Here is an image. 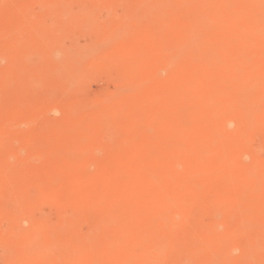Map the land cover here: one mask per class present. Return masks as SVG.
I'll return each instance as SVG.
<instances>
[{"label":"rangeland","instance_id":"rangeland-1","mask_svg":"<svg viewBox=\"0 0 264 264\" xmlns=\"http://www.w3.org/2000/svg\"><path fill=\"white\" fill-rule=\"evenodd\" d=\"M159 1L160 0H157V1L156 0H88V1L87 0H0V126H1L0 127V131H1L0 133V264H28L27 261L29 259H30L29 264H32L31 261L33 259H34L33 261H35V256L39 259H42L41 257L43 258L47 257V259H44V260L48 262L51 261V262L46 263V264H51L52 262H53L52 264H64V263L65 264H92V263L94 264V263H98L99 260L101 261L98 264H103L104 261H105L104 264H109V263L119 264L120 262L118 261H121L122 264H125V263L133 264L136 261L135 258L137 255H138L137 258H139V256L142 257L139 259L152 260V258H154L157 253H158L156 256L157 258L155 257V261L156 263L159 261V264L166 258H168V260H165L164 262L165 264H191V263L192 264H202V263L207 264L208 261H209L208 264H210L211 260L215 258L214 254L218 255V253H216V249H214L213 247L214 246L217 247L219 243L220 245H223L224 247H226L228 246L227 244L228 242L231 243L232 245H235V242H236V244L240 248L244 246L242 252H241V249L236 247V245L234 246L235 248H233L234 252L231 251L232 249L230 250V253H231L230 256L232 257H234L233 255L240 257V254H241L240 259L239 257L238 258L235 257L236 259L233 258L235 259L234 261H237V259H239L240 260L239 262H241V264H263L264 263V262L263 263L259 262L260 260L261 261L264 260V250H263L264 249V239H262L264 237V231H262L264 230V226H263L264 219L262 220L261 218V220L263 221V224H261L262 221L259 223V220H258L260 219L258 217V213L260 212L263 213L264 211V198L262 196L264 195L263 194L264 193V178H263L264 173H262L264 172V169H262L264 168L263 167L264 165H262V167L260 165L261 160H262V164L264 163V115H262L264 112L263 111L264 110L263 109V106H264V98H263L264 97L263 96L264 82L263 81L264 80L263 81L261 80L263 83L260 81L259 85H257L260 78L264 79L263 78L264 77V57H263L264 56V34H263L264 33V17H263L264 0L263 1L261 0L263 2V5L261 4V6L256 7V9L253 8L255 11L254 10L251 11V9L246 10V8L245 10L241 11L240 9L242 8V6H240V9L239 8L237 9L239 4L240 5L242 4L241 0H222V1L212 0L213 2H210L211 0H206V1L193 0V2L192 0H183V1L182 0H161L160 2ZM168 1L170 2L168 3ZM145 2L146 3L148 2L147 3L148 5ZM164 2H166L165 4L167 6L164 4ZM233 2L234 3L237 2L236 4L239 3L237 7L235 6L236 4H234ZM160 3H163L165 6H163V4L161 5ZM230 3L232 5H230ZM215 4L216 5L219 4L218 5L219 7H217ZM158 5H161L162 7ZM209 5H212L213 10H211L212 7ZM220 5H222V8ZM153 6H156V7L153 8ZM163 7L164 9H162ZM209 7L211 8L208 9ZM219 8L221 9L220 12L223 14L225 13L226 15L224 14V16L225 17L227 16L226 18L228 19L223 17V14L222 15H220L221 13L219 14L218 12ZM258 8L260 9V11ZM214 10L216 13L214 12ZM225 10L226 12H224ZM253 11L255 14L253 13ZM236 12L240 13L238 14V16L239 15L243 16L242 21H240L241 20L240 16L239 18L235 17V15L237 16ZM250 12L253 13L251 14L252 16L250 15ZM161 13L164 14L162 15V18L160 17ZM200 13H201V16H200ZM149 14H151L152 16ZM202 15L203 16L205 15L204 16L205 18H203ZM211 15L212 16L214 15V17H212ZM217 16L220 18H218ZM90 17L91 19H89ZM251 17H252V20L250 21L249 19H251ZM196 18H197V21H195ZM224 18H225V21H223ZM205 19H208L209 21L206 20L207 21L206 22ZM237 19L239 21L240 26L238 25ZM161 20L163 21L161 22ZM227 20H230V23H228ZM118 22L120 23V25ZM138 22H140L142 25ZM196 22L198 25L195 24ZM212 22H213V25H212L213 27L210 28V25L212 24ZM231 22L232 24L233 22H235L236 24L232 25ZM240 22L242 23V25ZM226 23H228L229 27H227ZM246 23L247 25L248 24L251 25L250 23H252V26L256 25L255 26L256 30L258 27L260 30L256 32V30H254L252 26H247ZM202 24L204 25V28L206 27L205 29L203 28ZM200 25H202L201 26L202 28L200 27ZM225 25L226 27H224ZM261 26L263 27V30H261L262 29L260 28ZM221 27L222 28L224 27V30ZM242 27H245L246 30ZM184 28H187V29L182 31ZM197 28L198 29L200 28L199 29L200 31ZM237 28H241V30L243 29L246 35L242 33L243 31H240V29L238 30ZM248 28L250 29L252 28V31L248 30L249 33L247 31ZM161 29L162 30L164 29V30L162 31ZM193 29L195 30L194 31L195 33H192L193 31L191 30ZM127 30L128 32L131 30L129 34H126L128 33ZM204 30H206L208 33L203 32ZM212 30L215 31V33ZM209 31H211L212 33H210ZM253 31L255 32L253 33ZM117 32H120V34H118ZM188 32L189 33L191 32L192 35L189 34ZM199 32H201L202 35L204 34V37L205 35L207 37L204 38ZM221 32L222 33L224 32V33L222 34ZM233 32H235L234 35H233ZM105 33L106 35H104ZM209 33L210 35H213L216 33L218 34L215 36L213 35L214 39H212L213 37H211ZM250 34L251 36L254 34L252 38H250ZM123 35H125V37ZM136 35L138 36L136 37L137 39L135 38ZM189 35L193 36L194 38L193 41H191L192 38ZM221 35H225V36H221ZM227 35L230 37H228ZM238 35H242L243 39L245 38L249 43H246L245 45L244 42L246 40H242V37ZM255 35H257V38L259 39L256 40ZM200 36L204 38L206 42ZM120 37H122V39ZM231 37L235 38V40L237 39L236 40L237 42L234 39L233 40L229 39ZM237 37L241 39L239 40V42L242 43L244 41L243 44H240L238 42ZM260 38L262 40H260ZM188 39L190 40L188 41ZM201 39L204 40V42L201 41ZM253 39H255L254 42H252ZM194 40L195 41L197 40L198 43H196L197 41L195 42ZM186 41H187V46L185 45ZM220 41H222V43ZM233 41L236 46L233 44ZM122 42H124V44ZM188 42L190 43L192 42L193 47L190 46V43L188 44ZM216 42L219 46L215 44ZM251 42L255 44L253 45ZM135 43H137V45ZM181 43L184 44L186 47L184 45H181ZM199 43L202 46H200ZM203 44L205 45V47L203 46ZM228 44H232V45L229 46ZM249 44L252 47L254 46L256 49L255 48L250 49L251 46ZM124 45L127 47L123 48ZM198 45L200 46L201 50L200 48H198ZM222 45L223 47H221ZM227 45H228V48H227ZM239 45L242 48L245 46L250 47L248 49L243 48V50L246 52V49H247L249 51L251 50V52L246 53L247 54L246 56H245V52L238 53V52H241L242 50V49L240 50ZM257 45L260 48L256 47ZM189 46L191 49L188 48ZM195 46L199 50H197ZM118 47H121V51H118L119 50ZM179 47L180 48L182 47L183 51L184 49L185 51L184 52L180 51ZM229 47H231L232 50ZM132 48L136 50L133 51ZM178 48H179V53H178ZM219 48H220V51H219ZM234 48L236 50H234ZM238 48L240 51L238 50ZM175 49L177 52L176 51L173 52ZM212 49H213V52H212ZM229 49L230 51H235V53L237 52L238 56L237 54L235 55L232 52H230ZM111 50L113 51L115 50L114 51L115 53H113V51ZM193 50L195 51V53H192ZM122 51H125L126 53L125 52L123 53ZM91 52H94V53H91ZM138 52L140 54H138ZM180 52H182L183 55L182 57L180 56L181 58L180 57L177 58L176 54L178 53V56H179ZM215 52L216 54L217 53L218 54L213 55L212 53H215ZM196 53L198 56L196 55ZM222 53L224 55H222ZM170 54L172 57L175 56L174 58L175 60L170 56ZM254 54L255 56H252ZM117 55H119L120 57ZM209 55L212 56V57L210 56L211 60H208ZM261 55L263 56L261 57ZM168 56H170V58ZM236 56L239 58V60L237 59ZM243 56H245L246 58L244 57L243 59ZM206 57H207V60H206ZM223 57L225 58V61ZM232 57H236V58L234 59ZM248 57L249 58L251 57L253 59L249 60ZM257 57H261V58L259 59ZM142 58L144 60H142ZM187 58L189 59L187 60ZM197 58L198 60H196ZM221 60L224 61L225 64L222 63ZM182 61L183 63L186 62L185 63L186 65L183 64ZM199 61H201L202 63L201 62L199 63ZM236 61L237 62L239 61V63L241 62L242 64L240 63V65L242 66L237 67L239 63H237ZM243 61L246 62V63L244 62L245 65ZM249 61L250 62L253 61V62H251L250 65H247ZM208 62H210V64ZM109 63L111 66L109 65ZM115 63L116 64L119 63L120 65L118 64V66L119 67L121 66L122 68L120 70L123 69V71L121 72L117 71L116 69H119V67H117ZM234 63L236 66H234ZM168 64L169 65L171 64L169 69H168L169 67ZM180 64L183 66H181ZM223 64L227 66L225 67ZM178 65L180 67H178ZM209 65L210 66L212 65L211 68ZM109 66L111 67V69ZM124 66L126 67L125 68L126 70L127 69L129 70V71L127 70L128 72L124 70ZM256 66H259V67H256ZM183 67H184V70H183ZM233 67L236 68V71H234L236 73L234 72L233 73L236 76L238 75V77H236V81H235V75L232 76ZM143 68H144V71H143ZM187 68H189V70H187ZM226 68L228 72L226 71ZM130 70L132 73L130 72ZM145 70L148 72H146ZM166 71L167 73L165 74ZM243 71H244V75H243ZM205 72L206 73L208 72V73L205 74ZM239 72L243 76L242 75L240 76ZM209 74L211 75V77L209 76ZM207 75L209 77H207ZM216 75H218V77ZM255 75L256 77L259 76V78H256ZM248 76L251 79H249ZM115 77L117 80L115 79ZM202 77L203 79L205 78L204 80H206L207 78L206 81L208 82L209 80V82L208 83L203 82L204 80L202 79ZM219 77H222L223 79L221 80L220 78L221 80L220 81ZM242 77L244 78L242 79ZM193 78H195L197 81L194 80ZM209 78H211V81H213V83L210 82ZM216 78L220 81V84L218 85L216 82L217 80H215ZM201 79H202V83L200 82ZM142 80H144L145 83ZM149 80H150V84H148ZM193 80L195 81V83ZM241 80L245 82L247 81V83ZM252 80L254 83H252ZM118 81L120 82L118 83ZM234 81L235 83H233ZM72 82L73 84L71 85L70 83ZM214 82L216 86H214L215 85ZM228 82L229 83L232 82L233 84L237 83V84L232 85V84H229ZM166 83H168V85ZM196 83H197V86H196ZM205 83L207 84V86ZM209 83H211L212 85H210ZM224 83H226V85ZM228 84L229 86L230 85L232 86L226 87ZM250 84H251V92L253 89V94H255L256 90H257L256 94L263 90L261 92L262 100L260 99L261 96L256 95L255 97H251V99L253 98L254 100L252 99L250 101V93H247L248 91L250 92L249 90ZM222 85H225V86H222ZM194 87L195 88L197 87V88L195 89ZM198 87H201V88H198ZM206 88L207 89L209 88V89L207 90ZM227 88L228 89L230 88V89L227 91L226 90ZM254 88H256V90ZM168 89H171V91ZM176 89L178 90V92ZM219 89L220 90L224 89L222 90L224 93H226L225 95L223 94L224 97H226V100L228 99L227 101L230 102L231 106L235 105L234 107L236 108L229 107V103H227L228 106L224 104V102L226 103L227 101L226 100L224 101L223 95L220 94V92L222 91H219ZM242 89L244 91H241L242 92L241 94L240 90ZM246 89L248 90L246 91ZM163 90L164 91L166 90L165 94L167 92L168 94L165 95L163 93L164 92ZM216 90H218L219 92ZM180 91H183V93ZM203 91L205 95L202 94ZM191 92H193V96ZM217 93L221 95V99L219 98L220 95ZM227 93L229 94L227 95ZM244 93L245 95L249 94L248 95L249 97L243 95ZM172 94L174 95L173 98H172ZM185 94L187 95L186 97H185ZM238 94L242 95L244 99L245 97L248 98V100L251 103L248 100H247L248 102L246 101L245 103L246 99L243 100L242 96ZM156 95L158 96V98H156ZM217 95H218V98H217ZM239 96H240V99L243 100L244 102L243 101L242 103L240 102L241 100L239 99ZM251 96H252V93H251ZM169 97L171 99H177L181 102V104L187 105V106L182 107L183 105L182 106L178 105L180 104L179 101L177 102L176 100L173 101ZM179 97L181 99H178ZM214 98L215 100H213ZM255 98L258 100L260 99L261 103L258 100L256 101ZM183 99H184V102L181 101ZM216 99H219V101H217ZM238 99L239 101H237ZM209 100H211L213 103L214 102L221 103L220 105H222V107L224 108L222 109L225 112L227 110V116H226V113L225 114L223 113L224 111H222V115L225 117L224 119L228 117L229 118L228 120H231L230 121L231 123H229L227 119L226 121L222 122L223 116L221 114L220 116L217 114L218 108L220 110L221 106H218L219 103L218 104L214 103L215 104L214 105L212 102H209ZM171 102L172 103L176 102V103L174 105V103L172 104ZM188 102L189 104L191 103L194 105L190 106ZM87 103L88 105L85 106V104ZM94 103L97 105H95ZM203 104L204 106L206 105L207 106L202 107ZM261 106H262V114L259 113V111H261ZM168 107H171V108H168ZM215 107L216 109L214 110ZM258 107L260 108V110ZM226 108H229L230 111L229 109H226ZM249 108H251L253 111ZM169 109H171L172 111L171 110L169 111ZM177 109L178 111H176ZM183 109L185 110V112ZM211 109L214 111H211ZM234 109L235 111H233ZM246 109L250 110V112L247 111ZM198 111L204 112L205 114L199 113ZM207 111H209V114L207 113ZM231 111H233L234 113L232 114ZM244 111H247L246 114ZM182 112L184 113V115L182 114ZM196 112H198L199 115L198 113L196 114ZM137 113H140V114H137ZM185 113H188V115ZM192 113L196 114L198 116V119ZM213 113L216 114L217 116L216 115L214 116ZM202 114L204 115V117ZM230 114H232V118ZM235 114L237 115L236 117L238 118V119L236 118V121L233 119L235 117L233 115ZM193 116L196 117V118H193L194 120L192 119ZM212 116H214L213 117L214 119L212 118ZM238 116L241 118L243 117V119L241 120V118H239ZM247 116H249V118H247ZM167 117L168 118L171 117V118H169L168 120ZM185 117L187 119L186 121L184 119ZM202 117L204 118L205 122H206V119H205L206 117L208 119L209 117H211L210 120L206 122L208 128L205 126L206 124H204ZM148 118H150V120ZM154 118L155 119L157 118V120H155ZM261 118L263 120H261ZM103 119L104 121L105 120L106 121L104 122ZM248 119L250 122H248ZM195 120L196 121L198 120L199 125L202 122L201 124L204 125V129L202 128L203 131L201 129V127L203 126H200L199 128V126H197L198 123ZM199 120H202V121L199 122ZM142 121H143V124L141 123ZM177 121L180 123L182 122L183 123L180 124ZM242 121H244L245 123H242ZM219 122L220 124H218ZM239 122L241 123V125H238ZM222 123L225 125V127H223ZM215 128L216 129L219 128L221 132L223 130L224 137L221 136L222 134L218 133V130L215 131L217 134L214 133V131L212 132V129L215 130ZM229 129L230 130L233 129V131H230ZM170 130H172L173 132H171ZM187 130H191V131L193 130V132H195V134L193 133V136L197 135V137L196 136H194V138L191 137L192 132L187 131ZM243 131L245 134L246 133L247 134L245 135ZM147 132H150V133H147ZM157 132L159 134H157ZM165 132L167 135L165 134ZM178 132L181 133L182 136H184L185 140L180 135L176 137V134H179ZM185 132H188V133H185ZM239 133L243 134V136L244 135L246 136V137L244 136L246 142L244 141L243 137H241V140L243 139L245 144H243L244 142L238 139L241 136L240 135L239 137H237V134L239 135ZM174 134H175V137H172L171 135L174 136ZM185 134L187 135L188 138H190L189 140L188 138L186 139ZM233 134H234V138L233 140L230 139L231 140L230 141L229 137H231V135ZM211 135L212 137H215L216 135H217L216 137L218 138L221 137L220 139L216 138L217 140H219L220 146L217 145L218 144L217 140L215 141L217 144L216 143L213 144L212 143L213 140L212 142H210V140L212 139L210 137ZM1 136L3 138H1ZM180 137L182 138V141H184L182 146L181 144H179L180 146L176 144V143H179L178 139L180 140L181 139ZM200 137H203V138H200ZM225 137H227L226 140L224 139ZM153 138H155L156 141ZM191 138L196 141L199 138L198 139V141H200L199 143H201L202 141L200 139H206L205 140L206 143L205 142L204 143L207 144L205 147H208V148H209L208 143L209 142L210 144L212 143V146L210 145L212 147V154L209 152L211 150V147L208 149V153L210 154L207 153V150H206L207 148H206L204 155L207 154L208 156L202 155L203 156L202 157L201 156L202 152L199 153L198 151H203L204 149H202L203 148L202 145H205V144L201 143L202 144L201 145L198 142L196 144L195 141L194 142H192L193 140L191 141ZM222 138L225 140V142ZM166 139H168L167 140L168 142L166 141ZM248 139L251 140L250 143L247 142L249 141ZM160 140L163 144L160 142ZM187 140L189 141V143L187 142ZM207 140H209V142H207ZM169 141L171 142V144ZM229 141L231 144L228 143ZM238 142L239 144H237ZM241 142L243 146L245 145V147L249 143V146L245 148V151L246 150L248 151L247 153L243 151L244 147L243 146H242L243 148L241 147ZM227 143L229 144V146H227ZM157 144L160 147L157 146ZM189 144H192V145H189ZM235 144H236V147H233V145ZM214 145L215 147L223 146L222 147L223 149L216 147L218 149L216 150L215 147L213 148ZM250 145L252 146L251 149L249 148ZM201 146L202 148H200ZM197 147L201 150L199 149L197 150ZM232 147L236 148L234 150L236 152L234 153L235 156L237 155V151H239L242 148L243 150L239 151L240 153L239 155H243V156L242 157L240 156L241 157V160H240V157L237 155V157H239L238 161H235V162L233 161L234 164H232V166L230 167V169L233 171L230 172V169H226V167L229 163L232 162L231 160L232 156H230L231 159L230 157H228V153H229L228 150L229 149L232 150ZM247 148H249L250 150H248ZM159 149H161V151ZM213 149H215V151ZM150 151H151V154H150ZM153 151L155 153L157 152V154H155ZM197 152L198 154H196ZM213 152L214 153L216 152L215 155L213 154ZM195 155H197L199 158ZM225 155L229 159L226 158ZM160 156L162 157L164 156V157L161 158ZM172 156L175 159L177 157L179 158L176 159L175 161V159L171 158ZM204 157H207V160L209 159V161H206V160L202 161L201 159H203ZM237 157L236 158L234 157L235 160H237ZM40 158H42L41 161H39ZM170 158L173 161L170 160ZM224 159L225 160L227 159L228 161L231 160V162L230 161L228 162L227 160L225 161ZM37 162H39V164ZM218 162H221V163L219 164ZM19 164L22 165V168L21 166H19ZM253 164L254 166L252 168ZM255 166L257 167L255 168ZM204 167L206 169H203ZM258 167L262 172L258 170ZM225 169L228 171H226ZM190 170L192 171L191 174H190ZM218 170L220 171L222 170V171L219 172ZM157 171L160 172V173L158 172L160 176L157 174ZM204 171L207 173V174L205 173V176L202 175ZM212 171L213 173L210 174ZM200 172L201 174H199ZM208 173H209V176H208ZM176 174H179V175H176ZM187 174L193 175V177ZM250 174L253 175L255 182L253 181L252 178H251L252 182H250L251 181L250 176H249ZM256 174L257 175L260 174L261 177L257 176ZM169 175L170 176L173 175V176L170 177ZM190 177L193 179V181H189L191 179ZM202 177L204 178V180L202 179ZM258 177H260L262 180H260V178ZM172 178L174 179V182H172L173 181ZM195 178L197 179V181ZM153 179H156V181L154 180L155 183ZM131 180H133V183ZM161 181L164 182V184ZM142 182H144V184ZM156 182L159 184H157ZM255 183L258 184L259 186L255 185ZM134 187H136L138 190ZM198 187H200V189ZM244 187L247 189H245ZM236 188H239V189H236ZM135 189L137 191H134ZM235 189L236 191L237 190L240 191V189H245V190L240 191V192L244 191V194L242 193L240 194V192L236 193L234 191L236 194L239 195V196L235 195L236 196L235 197L233 194H231V193H234L233 190ZM186 190L191 191L189 192L191 194V198L187 197V196H190V194L186 195V193H184L186 192ZM135 192H139L140 194L138 193L137 195V193ZM163 192H166V193L163 194ZM181 192L184 193L185 197H182L183 193ZM245 192L246 194H248L246 195L247 198L251 197L250 199H248L249 201L245 199L246 198L244 196ZM159 193H161V195ZM165 195L168 197H166ZM178 195L179 196L182 195V196H180L179 198ZM77 196L78 197L80 196L79 199ZM134 196L137 197L139 201L137 200V198H134ZM241 196L245 200L244 199L241 200L242 198ZM260 196L262 197L260 198ZM164 197L167 198L166 200L167 202L169 200L171 201L173 200L172 203L175 201L174 203L178 210L175 209L174 204L170 205L168 203L169 206L164 205L165 203L164 200L166 199ZM226 197L228 199H226ZM162 198L164 199L162 200ZM131 199L132 201H130ZM183 199H185L187 202L184 201ZM82 200L83 201L85 200L84 201L85 203ZM228 200H230V202H228ZM180 201H184V202H180ZM243 201H246V202L244 203ZM118 202L120 203L121 206L119 205ZM134 202L135 204H132ZM147 202L148 204H146ZM80 203H84V204H80ZM188 203L190 205H187ZM15 204L16 205L19 204V206L18 205L16 206ZM157 204L158 206H156ZM129 206H132V207H129ZM149 206L151 207L150 209H149ZM20 207H22V209H20ZM156 207H158V210L159 209L161 210L158 211L157 209H155ZM167 208L170 209V211H168ZM252 209L254 210L252 211ZM20 210L22 211L24 210L23 211L24 213H21L22 211L20 212ZM128 210L130 211V213L125 212ZM136 210L137 212H135ZM15 211L17 212L19 211V212L16 214ZM184 211L188 213V214L186 213V215L184 214L185 218H187V220L189 221L188 225H187V221L185 220L182 214V213H185ZM121 212H123L122 216H121ZM124 213L127 214V216H125ZM137 213H138V216H137ZM157 213L158 215L160 214V216H158ZM165 213H167L168 215H166ZM172 213H175L174 216H172L173 215ZM24 214L26 217L24 216ZM31 215L32 216L34 215V216L31 217ZM131 215H134L133 217L136 219L132 218ZM261 215L263 216L264 213L260 214V216ZM104 216L106 219H104ZM251 216L255 218V220ZM155 217H158V218L161 217L162 219L161 218L158 219ZM18 218H19V221L21 222L18 221ZM25 218H28V220ZM152 218L155 219V221ZM20 219H22L23 221L25 220V221L23 222ZM39 219H40V223H39ZM198 219L200 223L198 222ZM174 220L176 222V223L173 222L175 226L171 224V222ZM214 220L215 221L217 220V221L214 223ZM256 220L261 226L257 223ZM11 221L13 223L17 221L16 226L13 225ZM116 221H117V224L115 223ZM180 221H183L182 224ZM36 222H38V224ZM133 222H135L134 223L135 225H133ZM19 223L23 225L21 226L19 225L20 226L19 227L18 226ZM218 223L221 226H219ZM179 224H181L180 226L181 228L178 226ZM198 224L204 227V228L201 227L204 230H201ZM238 224L239 226L241 225V227H239ZM253 224L255 226H253ZM257 224L259 225V227ZM9 225L11 227H9ZM36 225L37 226L39 225L38 226L39 228ZM182 225L184 226V229H182L183 227ZM194 225L197 226L198 228L193 227ZM147 226L148 228L151 227L150 229H152L153 227L155 229L153 228L152 230H150L151 231L150 232ZM23 227H24V230H22ZM35 227H37V229H35ZM170 227L172 228L173 232L169 229ZM261 227L263 229H261ZM156 228L157 230L161 228L160 229L161 231L159 230L161 232V233L159 232L161 236L158 233L160 237L155 235L157 231ZM178 228L182 230H179ZM10 229H13V230L11 231ZM216 229L218 232H216ZM219 229H222L223 232H221L222 230H219ZM193 230H196V231L201 230L202 233L199 234L200 232L198 231L199 233L197 232V235H196L195 234L196 232L193 233ZM39 231L42 236L44 235V237H40L41 235H39ZM135 231H138V232L136 233ZM139 231L141 233H139ZM260 231H262L263 234L262 233L260 234ZM34 232H36L39 236ZM142 232L144 233L142 234ZM29 233L30 235L34 234L33 236H35L36 234V237L34 238V240L35 239L38 240L37 237H39L40 240L42 238V242L39 243L40 241L38 242L36 241V243H39L37 245L38 246L40 245L39 246L40 248L35 245L36 243H34L32 247L34 246L33 248L35 249L30 248V247L26 248L27 251L29 250L27 252L26 249L21 245H23L24 240L27 238V236L25 235L28 234L29 236ZM163 233H164V236H163ZM191 233L194 234L193 235L194 240L198 239L197 243L195 244L194 242H192L193 239L191 238L192 237ZM137 234H139V236L135 238ZM210 234L212 236L209 237ZM255 234L257 235V238L253 237L255 236ZM258 234L261 237H258L259 236ZM21 235H23L24 237ZM123 236H126V237H123ZM141 236L143 237V239L145 237H148L145 239L148 240L149 242L151 241L150 245H148L149 243H147L146 245L141 246V244L144 241L145 242L143 244L146 243L145 239L144 241L140 240L142 238ZM107 237L109 238V240ZM252 237L253 239L254 238L257 239L258 244L256 243V241H254L253 243V240H252L253 245L249 242L248 252H247L246 251L247 248H245L247 247V245L245 243H248L249 241L248 239L251 240ZM20 238H21V241H20ZM156 238H158V240ZM259 238H261V240ZM133 239H135L138 243L136 244L135 240ZM212 239H213V242L215 240L216 242L217 241L218 242L213 243ZM225 239L226 241H224ZM118 240L121 241V243ZM189 241L190 243L194 245L193 249L190 247L192 249L191 251H190V248L187 247L188 246L187 243L189 244ZM123 242L127 243L128 245L122 244ZM204 242H208V243L210 242V243L208 245V243H204ZM203 243L205 245H202ZM192 244H189V245H192ZM122 245L123 246L126 245L124 246L126 249L123 248ZM178 245L179 246L186 245V247L183 246L180 248H183V249L187 248L191 252V254L193 251V255H195V252L200 248H202V250L205 248L206 249L205 251H203L204 253H202V250L200 249L201 250V252L199 251L200 254L196 252L197 253L196 256H191L189 255L190 253L188 254L186 253L188 251L185 252V255L182 254L184 253V251L181 250ZM255 245L258 246V248ZM121 246L123 250L120 249ZM160 246L161 247L163 246V248H161ZM223 246L217 247V248H220L219 250H221L224 248ZM21 248L23 250L25 249L26 253H24V251L21 252ZM159 248L160 250H158L159 251L158 252L157 249ZM177 248L180 249V252H179V249L177 252ZM111 249H112V252H111ZM194 249H195V252H194ZM236 249H239V250H236ZM212 250H213V253L215 251L214 254H211ZM149 251H152V252H149ZM39 252H40V255H39ZM45 252L48 253L47 256L45 255ZM129 252L131 255L133 254L135 256L134 258H133V255L131 257L134 261L131 258H130L131 260L128 258L130 256L126 257L127 255H129ZM176 252L177 254L181 253L180 255H182L181 258L179 257V254L178 256L176 255L177 262H175L176 260L174 258V255L176 254ZM17 253H18V256H17ZM28 253L30 256L28 255ZM221 253L219 254L220 256L219 258H222L223 256ZM223 253L225 255L223 257L227 259L229 254L227 253L228 254L227 255L225 251ZM235 253H238V255ZM25 254L30 258L26 257ZM117 254L119 255L118 258L120 260H117L118 259ZM167 254H169L170 256ZM210 254H211L210 259L212 257L211 260H209L208 258ZM50 255L52 256L51 258H54V259H50ZM121 255L122 256L126 255L125 258L126 259L128 258L130 261L123 260L124 257H121ZM158 255L160 256V258H158L159 257ZM217 255H216V258L218 260ZM20 256H22V258H20ZM112 256H115V257L112 258ZM145 256L149 258H145ZM161 256L162 258H164L163 260L161 259ZM178 257L180 261H178ZM26 258L28 259L26 260ZM186 258H188L187 262H186ZM230 258H228L227 261H229ZM109 259L111 260L114 259L117 261V263H115L116 261L114 262V260H112L113 262L110 260L112 262L111 263L109 262ZM222 259L221 260L219 259L218 261L214 259L212 260V263L214 262L213 264H215V261H216V263L219 264L220 261H223ZM40 261L39 263L37 262L36 263L40 264L41 263ZM231 262H228L226 264H231ZM232 263L235 264V262H232ZM136 264L138 263L136 262ZM236 264H238V262Z\"/></svg>","mask_w":264,"mask_h":264},{"label":"bare ground","instance_id":"bare-ground-1","mask_svg":"<svg viewBox=\"0 0 264 264\" xmlns=\"http://www.w3.org/2000/svg\"><path fill=\"white\" fill-rule=\"evenodd\" d=\"M87 1H88V0H87ZM156 1H157V0H156ZM160 1H161V0H160ZM160 1H159V2H160ZM182 1H183V0H182ZM201 1H206V0H201ZM220 1H222V0H220ZM241 1H242V4L240 5V4L238 3V4H239L238 7H237L238 4H236L237 2H236V3L233 2L234 4H236L235 6L237 7V9H238V8L240 9V6H242V8L240 9L241 11L245 10V8H246V10L251 9V11H252V10L256 9V7L261 6V4L263 5V2H262L263 0H262V1H261V0H245V1H244V0H241ZM243 1H244V2H243ZM169 2H170V1H168V3H169ZM192 2H193V0H192ZM210 2H213V1L211 0ZM216 2H217V1H216ZM141 3H142V2H141ZM145 3H146V2H145ZM147 3H148V2H147ZM147 3H146V4H147ZM165 3H166V2H164V4H165ZM168 3H167V4H168ZM173 3H175V2H173ZM183 3H184V2H183ZM207 3H208V1H207ZM207 3H206V4H207ZM220 3H221V2H220ZM82 4H83V3H82ZM160 4L162 5L163 3H160ZM164 4H163V6L166 5V4H165V5H164ZM199 4H200V3H199ZM222 4H223V3H222ZM147 5H148V4H147ZM156 5H157V4H156ZM161 5H158V6L162 7ZM170 5H171V4H170ZM212 5H214V4H212ZM212 5H209V6L212 7ZM215 5H216V4H215ZM218 5H219V4H217L216 6L219 7ZM230 5H232V4L230 3ZM84 6H85V5H84ZM84 6H83V7H84ZM158 6H157V7H158ZM166 6H167V5H166ZM175 6H176V5H175ZM175 6H174V7H175ZM178 6H179V5H178ZM202 6H203V5H202ZM216 6H215V8H216ZM220 6H221V8H222V5H220ZM143 7H145V6H143ZM148 7H149V6H148ZM148 7H147V8H148ZM155 7H156V6H153V8H155ZM172 7H173V5H172ZM184 7H186V6H184ZM191 7H192V6H191ZM197 7H198V5H197ZM199 7H200V5H199ZM211 7H209L208 9H210ZM225 7H226V5H225ZM140 8H141V7H140ZM167 8H169V7H167ZM177 8H178V7H177ZM193 8H195V7H193ZM201 8H202V7H201ZM253 8H254V9H253ZM159 9H160V8H159ZM162 9H164V7H163ZM203 9H205V8H203ZM223 9H224V8H223ZM223 9H222V10H223ZM234 9H235V8H234ZM258 9H259V8H258ZM140 10H141V9H140ZM155 10H156V9H155ZM155 10H154V11H155ZM172 10H173V9H172ZM174 10H175V9H174ZM185 10H186V9H185ZM201 10H202V9H201ZM211 10H213V7H212ZM215 10H216V9H215ZM215 10H214V12H215ZM227 10H228V8H227ZM240 10H239V12H240ZM146 11H147V10H146ZM165 11H166V10H165ZM182 11H183V10H182ZM187 11H188V10H187ZM190 11H192V10H190ZM196 11H197V10H196ZM220 11H221V9L219 8V10H218L219 14L221 13ZM232 11H233V10H232ZM236 11H237V10H236ZM254 11H255V10H254ZM254 11H253V13H254ZM257 11H258V10H257ZM259 11H260V9H259ZM81 12H82V11H81ZM155 12H156V11H155ZM160 12H161V11H160ZM163 12H164V11H163ZM173 12H174V11H173ZM199 12H200V10H199ZM218 12H217V14H218ZM222 12H223V11H222ZM224 12H226V10H225ZM239 12H238V13L236 12L237 16L235 15V17H238V18H239V16H240L241 20H240V19H239V20L242 21L243 16H241V15L238 16V14H240ZM149 13H150V12H149ZM215 13H216V12H215ZM253 13L250 12V15L253 14ZM212 14H213V13H212ZM222 14H223V13H221L220 15H222ZM224 14H225V13H224ZM224 14H223V17H225ZM244 14H245V13H244ZM254 14H255V13H254ZM149 15H151V14H149ZM162 15H164V14L161 13V16H160L161 18H162ZM165 15H166V14H165ZM188 15H190V14H188ZM192 15H193V14H192ZM194 15H195V13H194ZM197 15H198V14H197ZM225 15H226V14H225ZM151 16H152V15H151ZM198 16H199V15H198ZM198 16H197V17H198ZM200 16H201V13H200ZM202 16H203V15H202ZM204 16H205V15H204ZM204 16H203V18H205ZM211 16H212V15H211ZM215 16H216V15H215ZM251 16H252V15H251ZM166 17H167V16H166ZM193 17H194V16H193ZM212 17H214V15H213ZM217 17H218V16H217ZM226 17H227V16H226ZM226 17H225V18H226ZM244 17H245V16H244ZM263 17H264V15H263ZM139 18H140V16H139ZM164 18H165V17H164ZM168 18H169V16H168ZM168 18H167V19H168ZM199 18H200V17H199ZM203 18H202V20H203ZM218 18H220V17H218ZM225 18H224L223 21H225ZM258 18H259V17H258ZM87 19H88V18H87ZM89 19H91V17H90ZM89 19H88V20H89ZM158 19H159V18H158ZM188 19H189V18H188ZM200 19H201V18H200ZM226 19H228V18H226ZM235 19H236V18H235ZM114 20H115V18H114ZM121 20H122V19H121ZM149 20H150V19H149ZM170 20H171V19H170ZM198 20H199V19H198ZM206 20H208V19H205V21H206ZM233 20H234V18H233ZM249 20L251 21V20H252V17H251V19H249ZM162 21H163V20H161V22H162ZM195 21H197V18H196ZM208 21H209V20H208ZM212 21H213V20H212ZM221 21H222V19H221ZM250 21H249V22H250ZM87 22H88V21H87ZM87 22H86V23H87ZM101 22H102V21H101ZM101 22H100V23H101ZM149 22H150V21H149ZM199 22H201V21H199ZM202 22H204V21H202ZM206 22H207V21H206ZM213 22H214V21H213ZM213 22H212V24L210 23L211 25L209 24V25H210V28L213 27V26H212V25H213ZM219 22H220V21H219ZM227 22L230 23V20H227ZM237 22H238V25H239V21H238V19H237ZM102 23H103V22H102ZM118 23H119V22H118ZM136 23H137V21H136ZM138 23H140V22H138ZM150 23H151V22H150ZM169 23H170V21H169ZM208 23H209V22H208ZM216 23H218V22H216ZM228 23H226V24H227V27H229ZM240 23H241V22H240ZM87 24H88V23H87ZM114 24H116V23H114ZM140 24H141V23H140ZM193 24H194V23H193ZM195 24H197V22H196ZM203 24H204V23H203ZM203 24H202V25H203ZM205 24H206V23H205ZM222 24H223V23H222ZM231 24H232V22H231ZM234 24H236V23L233 22L232 25H234ZM250 24H251V25H249V24L247 25V23H246L247 26H252V23H250ZM254 24H255V22H254ZM100 25H101V24H100ZM103 25H104V24H103ZM119 25H120V23H119ZM121 25H122V24H121ZM123 25H125V24H123ZM129 25H130V24H129ZM137 25H138V24H137ZM141 25H142V24H141ZM197 25H198V24H197ZM202 25H200V27H201ZM207 25H208V24H207ZM216 25H217V24H216ZM241 25H242V23H241ZM101 26H102V25H101ZM220 26H222V25H220ZM220 26H219V27H220ZM239 26H240V25H239ZM239 26H237V27H239ZM243 26H244V25H243ZM253 26H254V27H253ZM253 26H252V28H253L254 30H256V29H255V28H256V27H255L256 25H253ZM117 27H118V26H117ZM121 27H122V26H121ZM192 27H193V26H192ZM207 27H209V26H207ZM224 27H226V25H225ZM224 27H223V28L221 27V28L224 30ZM234 27H235V26H234ZM234 27H232V28H234ZM150 28H152V27H150ZM189 28H190V27H189ZM194 28H195V27H194ZM201 28H202V27H201ZM203 28H204V25H203ZM205 28H206V27H205ZM205 28H204V29H205ZM242 28L245 29V27H242ZM246 28H247V27H246ZM252 28H251V29L248 28L247 31H248V30H249V31H252ZM260 28H262L261 30H263V27H262V26H261ZM98 29H99V28H98ZM102 29H103V28H102ZM116 29H117V28H116ZM127 29H128V28H127ZM140 29H141V28H140ZM180 29H182V28H180ZM185 29H187V28H184L182 31H184ZM195 29H196V28H195ZM197 29H198V28H197ZM199 29H200V28H199ZM199 29H198V30H199ZM208 29H209V28H208ZM237 29H238V30L240 29V31H243V29L241 30V28H237ZM15 30H16V29H15ZM124 30H125V29H124ZM137 30H138V29H137ZM161 30H162V29H161ZM163 30H164V29H163ZM163 30H162V31H163ZM223 30H222V31H223ZM226 30H227V29H226ZM234 30H236V29H234ZM245 30H246V29H245ZM258 30H260L259 27L257 28L256 32H257ZM110 31H111V30H110ZM130 31H131V30H130ZM130 31H129V32H130ZM191 31H193L192 33H195V32H194V31H195L194 29L191 30ZM199 31H200V30H199ZM212 31H213V30H212ZM240 31H238V32H240ZM249 31H248V33H249ZM127 32H128V30H127ZM129 32L126 33V34H129ZM159 32H160V31H159ZM196 32H198V31H196ZM201 32H202V31H201ZM201 32H199V33L202 35L203 32H207V31L204 30L202 33H201ZM209 32L212 33L211 31H209ZM213 32L215 33V31H213ZM216 32H217V30H216ZM254 32H255V31H253V33H254ZM25 33H26V32H25ZM112 33H113V32H112ZM114 33H115V31H114ZM117 33L120 34V32H117ZM160 33H161V32H160ZM180 33H181V32H180ZM188 33H189V32H188ZM207 33H208V32H207ZM210 33H209V35H210ZM221 33H222V32H221ZM223 33H224V32H223ZM223 33H222V34H223ZM229 33H231V32H229ZM234 33H235V32H233V35H234ZM242 33L245 34L244 31H243ZM251 33H252V32H251ZM259 33H260V32H259ZM259 33H258V34H259ZM124 34H125V32H124ZM162 34H163V33H162ZM184 34H185V32H184ZM189 34H191V32H190ZM217 34H218V33L213 34V35L215 36V35H217ZM258 34H257V35H258ZM263 34H264V33H263ZM22 35H23V34H22ZM22 35H21V36H22ZM104 35H106V33H105ZM115 35H116V34H115ZM191 35H192V34H191ZM191 35H189V36H191ZM193 35H195V34H193ZM198 35H199V34H198ZM207 35H208V34H207ZM213 35H210V36L213 37ZM245 35H246V34H245ZM253 35H254V34H253ZM253 35H252V36H253ZM257 35H255V36H256V37H255L256 40L259 39V38H257ZM260 35H261V34H260ZM110 36H111V35H110ZM112 36H113V35H112ZM118 36H119V35H118ZM123 36L125 37V35H123ZM130 36H131V35H130ZM184 36H186V35H184ZM202 36L204 37V34H203ZM221 36H225V35H221ZM227 36H228V35H227ZM238 36L242 37V35H238ZM243 36H244V35H243ZM252 36H251V34H250V38H252ZM136 37H138V36L136 35L135 38H136ZM187 37H188V36H187ZM200 37H201V36H200ZM206 37H207V36L205 35L204 38H206ZM228 37H230V36H228ZM246 37H247V36H246ZM258 37H259V36H258ZM112 38H113V37H112ZM115 38H116V37H115ZM120 38L122 39V37H120ZM120 38H119V39H120ZM126 38H127V37H126ZM146 38H147V37H146ZM188 38H189V37H188ZM191 38H192L191 41H193V39H194L193 36H191ZM201 38H202V37H201ZM204 38H202V39H204ZM209 38H210V37H209ZM237 38H238V37H237ZM248 38H249V37H248ZM248 38H247V39H248ZM253 38H254V37H253ZM106 39H107V38H106ZM123 39H124V38H123ZM136 39H137V38H136ZM185 39H186V38H185ZM202 39H201V41L204 42L205 39H204V40H202ZM212 39H214V37H213ZM215 39H216V38H215ZM223 39H224V38H223ZM229 39H232V40L234 39V40H235V38H232V37L229 38ZM34 40H35V39H34ZM101 40H102V39H101ZM126 40H127V39H126ZM189 40H190V39H188V41H189ZM209 40H210V39H209ZM236 40H237V39H236ZM236 40H235V41H236ZM239 40H241V39L238 38V42H239ZM242 40H246V39H245V38L243 39V37H242ZM260 40H262V39L260 38ZM177 41H178V40H177ZM194 41H195V40H194ZM196 41H197V40H196ZM196 41H195V42H196ZM246 41H247V40H246ZM246 41H245V42L243 41V42L245 43V45H246V43H249L248 41H247V42H246ZM254 41H255V39L252 40V42H254ZM199 42H200V41H199ZM205 42H206V40H205ZM217 42H218V40H217ZM217 42H216L215 44H217ZM220 42L222 43V41H220ZM223 42H224V41H223ZM230 42H231V41H230ZM236 42H237V41H236ZM243 42H242V43L239 42V43H240V44H243ZM252 42H251V43H252ZM258 42H259V41H258ZM18 43H20V42H18ZM103 43H104V42H103ZM105 43H106V42H105ZM122 43L124 44V42H122ZM169 43H170V42H169ZM189 43H190V42H188V44H189ZM196 43H198V41H197ZM201 43H202V42H201ZM211 43H212V42H211ZM231 43H232V42H231ZM256 43H257V42H256ZM107 44H108V43H107ZM109 44H110V43H109ZM111 44H112V43H111ZM123 44H122V45H123ZM126 44H128V43H126ZM129 44H130V43H129ZM135 44L137 45V43H135ZM138 44H139V42H138ZM205 44H206V43H205ZM208 44H209V43H208ZM213 44H214V43H213ZM233 44H234V41H233ZM252 44H253V43H252ZM254 44H255V43H254ZM254 44H253V45H254ZM258 44H260V43H258ZM42 45H43V44H42ZM146 45H147V44H146ZM181 45H184V44L181 43ZM185 45L187 46V41H186V44H185ZM185 45H184V46H185ZM192 45H193V44H192V42H191V43H190V46H192ZM194 45H195V43H194ZM199 45H200V43H199ZM199 45H198V48H200V46H202V45H200V46H199ZM217 45H218V44H217ZM228 45L230 46V45H232V44H228ZM228 45H227V48H228ZM234 45H235V44H234ZM237 45H238V43H237ZM245 45H243V46H245ZM249 45H250V44H249ZM249 45H248V46H249ZM130 46H131V45H130ZM143 46H145V45H143ZM147 46H148V45H147ZM186 46H185V47H186ZM190 46H189L188 48H190ZM196 46H197V45H196ZM196 46H195V47H196ZM203 46L205 47L204 44H203ZM207 46H208V45H207ZM214 46H215V45H214ZM218 46H219V45H218ZM235 46H236V45H235ZM235 46H234V47H235ZM239 46H240V45H239ZM250 46H251V45H250ZM52 47H53V46H52ZM108 47H109V46H108ZM125 47H127V46L124 45L123 48H125ZM182 47H183V46H182ZM182 47H181V48L179 47V48H180V51L184 52L185 49H184V51H183ZM192 47H193V46H192ZM209 47H211V46H209ZM209 47H208V48H209ZM221 47H223V45H222ZM221 47H220V48H221ZM231 47H233V46H231ZM231 47H229V48H231ZM237 47H238V46H237ZM237 47H236V49H237ZM256 47H258V45H257ZM118 48H119L118 51H121V47H118ZM179 48H178V53H179ZM196 48H197V47H196ZM198 48H197V50H199ZM214 48H215V47H214ZM220 48H219V51H220ZM243 48H247V49H248V48H250V47H246V46H245V47H243ZM243 48L240 46V50H241V49H242V50H241V52H238V53H242V52L244 53L245 51L243 50ZM253 48H255V47H254V46H253V47L251 46L250 49H253ZM258 48H260V47H258ZM258 48H257V49H258ZM132 49H133V48H132ZM165 49H166V48H165ZM181 49H182V50H181ZM190 49H191V48H190ZM190 49H189V50H190ZM193 49H194V48H193ZM203 49H204V48H203ZM236 49L234 48V50H236ZM247 49H246V52H245V56L247 55L246 53L251 52V50L249 51V50H247ZM255 49H256V48H255ZM89 50H90V49H89ZM129 50H130V49H129ZM134 50H136V49H133V51H134ZM137 50H138V49H137ZM194 50H195V49H194ZM194 50H193L192 53H195ZM197 50H196V52H197ZM200 50H201V48H200ZM209 50H210V49H209ZM215 50H217V49H215ZM231 50H232V48H231ZM238 50H239V48H238ZM240 50H239V51H240ZM259 50H260V49H259ZM66 51H67V50H66ZM111 51H113V50H111ZM114 51H115V50H114ZM114 51H113V53H115ZM116 51H117V50H116ZM133 51H132V52H133ZM138 51H139V50H138ZM168 51H169V50H168ZM175 51H176V49H175L173 52H175ZM221 51H222V49H221ZM229 51H230V49H229ZM252 51H253V50H252ZM109 52H110V51H109ZM122 52L124 53L125 51H122ZM141 52H142V51H141ZM170 52H171V50H170ZM176 52H177V51H176ZM182 52H180L181 55L179 54V56H178V53L176 54V55H177V58L180 57V56L182 57V55H183ZM186 52H187V51H186ZM200 52H201V51H200ZM212 52H213V49H212ZM217 52H218V51H217ZM230 52H232V53L235 54V55L237 54V56H238V53H237V52H236V53H235V51H230ZM69 53H70V52H69ZM91 53H94V52H91ZM125 53H126V52H125ZM166 53H168V52H166ZM108 54H109V53H108ZM111 54H112V53H111ZM111 54H110V55H111ZM131 54H132V53H131ZM138 54H140V53L138 52ZM141 54H142V53H141ZM187 54H188V53H187ZM199 54H200V53H199ZM208 54H209V53H208ZM210 54H211V53H210ZM212 54H213V55H214V54L217 55L218 53L216 54V52H215V53H212ZM113 55H114V54H113ZM126 55H127V54H126ZM134 55H136V54H134ZM134 55H133V56H134ZM146 55H147V54H146ZM161 55H162V54H161ZM173 55H174V54H173ZM184 55H185V54H184ZM196 55H197V53H196ZM222 55H224V54L222 53ZM240 55H241V54H240ZM240 55H239V56H240ZM243 55H244V54H243ZM108 56H109V55H108ZM115 56H116V55H115ZM117 56H119V55H117ZM121 56H122V55H121ZM170 56H171V54H170ZM170 56H168V57L170 58ZM197 56H198V55H197ZM201 56H202V55H201ZM206 56H207V55H206ZM210 56H211V55H209V59H208V60H211V59H210ZM237 56H236V57H237ZM245 56H243V59H244ZM252 56H255V54L252 55ZM252 56H251V57H252ZM262 56H263V55H261V57H262ZM113 57H114V56H113ZM119 57H120V56H119ZM119 57H118V58H119ZM122 57H123V56H122ZM128 57H129V56H128ZM135 57H136V56H135ZM137 57H138V56H137ZM152 57H153V56H152ZM171 57H172V56H171ZM181 57H180V58H181ZM195 57H196V56H195ZM211 57H212V56H211ZM217 57H218V56H217ZM236 57H232V58L235 59ZM251 57H250V58H251ZM261 57H257V58L260 59ZM263 57H264V56H263ZM77 58H78V57H77ZM109 58H110V57H109ZM109 58H108V59H109ZM111 58H112V56H111ZM124 58H126V57H124ZM124 58H123V59H124ZM129 58H130V57H129ZM138 58H139V57H138ZM162 58H163V57H162ZM172 58L174 59L175 56L172 57ZM180 58H179V59H180ZM202 58H203V57H202ZM223 58H224V57H223ZM240 58H241V57H240ZM245 58H246V57H245ZM248 58H249V57H248ZM248 58H247V59H248ZM250 58H249V60H252V59H253V58H251V59H250ZM116 59H117V58H116ZM148 59H149V58H148ZM188 59H189V58H187V60H188ZM237 59L239 60L238 57H237ZM132 60H133V59H132ZM135 60H136V59H135ZM142 60H144V59L142 58ZM145 60H147V59H145ZM174 60H175V59H174ZM184 60H185V59H184ZM196 60H198V58H197ZM202 60H203V59H202ZM206 60H207V57H206ZM212 60H213V59H212ZM217 60H218V58H217ZM231 60H233V59H231ZM240 60H241V59H240ZM245 60H246V59H245ZM123 61H125V60H123ZM123 61H122V62H123ZM127 61H128V60H127ZM127 61H126V62H127ZM130 61H131V60H130ZM148 61H149V60H148ZM150 61H151V60H150ZM219 61H220V60H219ZM224 61H225V58H224ZM224 61L221 60L222 63H224ZM87 62H88V61H87ZM126 62H125V63H126ZM133 62H134V61H133ZM142 62H143V61H142ZM167 62H168V61H167ZM175 62H176V61H175ZM196 62H198V61H196ZM200 62H201V61H199V63H200ZM206 62H207V61H206ZM210 62H212V61H210ZM210 62H208V63L210 64ZM214 62H215V61H214ZM236 62H237V61H236ZM244 62H245V61H243V63H244ZM249 62H250V61H249ZM249 62L247 63V65H250L251 62H253V61H251L250 63H249ZM91 63H92V62H91ZM95 63H96V62H95ZM112 63H113V62H112ZM112 63H111V64H112ZM130 63H131V62H130ZM130 63H129V64H130ZM137 63H139V62H137ZM137 63H136V65H137ZM140 63H141V62H140ZM169 63H170V61H169ZM182 63H183V61H182ZM185 63H186V62H185ZM185 63H183V64H185ZM199 63H198V64H199ZM201 63H202V62H201ZM222 63H221V65H222ZM237 63H239V61H238ZM237 63H236V64H237ZM240 63H241V62H240ZM240 63H239V65H238L237 67L242 66V65H240ZM245 63H246V62H245ZM245 63H244V65H245ZM256 63H257V62H256ZM103 64H104V63H103ZM115 64H116V63H115ZM118 64H119V63H118ZM118 64H116L117 67H119ZM122 64H123V63H122ZM132 64H133V63H132ZM187 64H188V63H187ZM204 64H205V63H204ZM224 64H225V63H224ZM224 64H223V65H224ZM226 64H227V63H226ZM241 64H242V63H241ZM91 65H92V64H91ZM109 65H110V63H109ZM119 65H120V64H119ZM156 65H157V64H156ZM168 65H169V64H168ZM170 65H171V64H170ZM170 65H169L168 69L170 68ZM180 65H181V64H180ZM185 65H186V64H185ZM221 65H220V66H221ZM244 65H243V66H244ZM110 66H111V65H110ZM110 66H109V67H110ZM152 66H153V65H152ZM160 66H161V64H160ZM181 66H183V65H181ZM200 66H201V65H200ZM209 66H210V65H209ZM211 66H212V65H211ZM211 66H210V68H211ZM224 66H225V65H224ZM226 66H227V65H226ZM226 66H225V67H226ZM228 66H229V65H228ZM232 66H233V65H232ZM234 66H236L235 63H234ZM128 67H129V65H128ZM133 67H134V66H133ZM135 67H136V66H135ZM141 67H142V66H141ZM141 67H140V68H141ZM165 67H166V66H165ZM178 67H180V66L178 65ZM201 67H202V66H201ZM206 67H207V65H206ZM244 67H245V66H244ZM244 67H243V68H244ZM246 67H247V66H246ZM248 67H249V66H248ZM256 67H259V66H256ZM76 68H77V67H76ZM121 68H122V67L120 66L119 69H116V70L121 72V71H123V69L120 70ZM125 68H126V67L124 66V70H126ZM166 68H167V67H166ZM249 68H250V67H249ZM63 69H64V68H63ZM82 69H83V68H82ZM99 69H100V68H99ZM110 69H111V67H110ZM112 69H113V68H112ZM148 69H149V68H148ZM160 69H161V68H160ZM200 69H201V68H200ZM200 69H199V70H200ZM205 69H207V68H205ZM215 69H216V68H215ZM223 69H224V68H223ZM229 69H230V68H229ZM240 69H241V68H240ZM240 69H239V70H240ZM50 70H51V69H50ZM102 70H103V69H102ZM102 70H101V71H102ZM116 70H115V71H116ZM127 70H128V69H127ZM127 70H126V71H127ZM166 70H167V69H166ZM173 70H174V69H173ZM183 70H184V67H183ZM187 70H189V68H187ZM196 70H197V69H196ZM242 70H243V69H242ZM254 70H255V69H254ZM20 71H21V70H20ZM20 71H19V72H20ZM128 71H129V70H128ZM128 71H127V72H128ZM143 71H144V68H143ZM145 71H146V70H145ZM163 71H164V70H163ZM168 71H170V70H168ZM179 71H180V70H179ZM200 71H201V70H200ZM206 71H208V70H206ZM226 71H227V68H226ZM234 71H236V68H235V67H233L232 76H234V75H235L234 73H236V72H234ZM237 71H238V70H237ZM245 71H246V70H245ZM251 71H252V70H251ZM93 72H94V71H93ZM110 72H111V71H110ZM120 72H119V73H120ZM130 72H131V70H130ZM136 72H137V71H136ZM136 72H135V74H136ZM146 72H148V71H146ZM175 72H176V71H175ZM192 72H193V71H192ZM214 72H215V71H214ZM227 72H228V71H227ZM233 72H234V73H233ZM240 72H241V71H240ZM240 72H239V75L241 76L242 74H240ZM253 72H254V71H253ZM22 73H23V72H22ZM85 73H86V72H85ZM101 73H102V72H101ZM108 73H109V72H108ZM108 73H107V74H108ZM115 73H116V72H115ZM131 73H132V72H131ZM131 73H130V74H131ZM141 73H142V72H141ZM144 73H145V72H144ZM166 73H167V71L165 72V74H166ZM173 73H174V71H173ZM207 73H208V72H207ZM207 73L205 72V74H207ZM247 73H248V72H247ZM56 74H57V73H56ZM112 74H113V72H112ZM126 74H127V73H126ZM149 74H150V73H149ZM187 74H188V73H187ZM201 74H202V73H201ZM228 74H229V73H228ZM237 74H238V72H237ZM248 74H249V73H248ZM248 74H247V75H248ZM78 75H79V74H78ZM84 75H85V74H84ZM84 75H83V76H84ZM88 75H89V74H88ZM98 75H99V74H98ZM108 75H109V74H108ZM110 75H111V74H110ZM122 75H123V74H122ZM138 75H139V74H138ZM145 75H146V74H145ZM191 75H192V74H191ZM203 75H204V73H203ZM243 75H244V71H243ZM243 75H242V76H243ZM19 76H20V75H19ZM103 76H104V75H103ZM126 76H127V75H126ZM129 76H130V75H129ZM158 76H159V75H158ZM162 76H163V75H162ZM176 76H177V75H176ZM195 76H196V75H195ZM209 76L211 77L210 74H209ZM209 76L207 75V77H209ZM212 76H213V75H212ZM216 76L218 77V75H216ZM219 76H220V75H219ZM11 77H12V76H11ZM85 77H86V76H85ZM99 77H100V76H99ZM145 77H146V76H145ZM159 77H160V76H159ZM187 77H188V76H187ZM197 77H198V76H197ZM203 77H204V76H203ZM203 77H202V79H203ZM205 77H206V75H205ZM236 77H238V75H237V76L235 75V81H236ZM255 77H256V75H255ZM61 78H62V77H61ZM78 78H80V77H78ZM95 78H96V77H95ZM100 78H101V77H100ZM130 78H131V77H130ZM135 78H136V77H135ZM147 78H148V76H147ZM163 78H164V77H163ZM178 78H179V77H178ZM191 78H192V77H191ZM195 78H196V77H195ZM195 78H193V79L196 80ZM220 78H221V80L223 79L222 77H219V80H220ZM226 78H227V77H226ZM230 78H231V77H230ZM239 78H240V77H239ZM243 78H244V77H242V79H243ZM248 78L251 79L249 76H248ZM256 78H259V76L256 77ZM263 78H264V77H263ZM35 79H36V78H35ZM71 79H72V78H71ZM98 79H99V78H98ZM98 79H97V80H98ZM109 79H110V78H109ZM115 79H116V77H115ZM121 79H122V78H121ZM123 79H124V78H123ZM136 79H137V78H136ZM152 79H153V78H152ZM187 79H189V78H187ZM187 79H186V80H187ZM202 79H201V81H200L201 83H202ZM204 79H205V78H204ZM204 79H203V80H204ZM209 79H210V82L213 83V81H211V78H209ZM237 79H238V78H237ZM73 80H74V79H73ZM90 80H91V78H90ZM102 80H103V79H102ZM116 80H117V79H116ZM133 80H134V79H133ZM137 80H138V79H137ZM156 80H157V79H156ZM194 80H193V81H194ZM199 80H200V79H199ZM206 80H207V78H206ZM206 80H204L203 82H207ZM215 80H217V81H216V82H217V85L220 84V81H221V80L219 81L217 78H216ZM215 80H214V81H215ZM244 80H245V79H244ZM258 80H259V79H258ZM261 80L263 81L264 79L260 78V80H259V82H258L257 85H259V83H260ZM74 81H75V80H74ZM142 81H144V80H142ZM172 81H174V80H172ZM189 81H190V80H189ZM196 81H197V80H196ZM235 81H234L233 83H235ZM238 81H239V80H238ZM238 81H237V82H238ZM241 81H243V80H241ZM262 81H261V82H262ZM89 82H90V81H89ZM119 82H120V81H118V83H119ZM121 82H122V81H121ZM138 82H139V81H138ZM175 82H176V81H175ZM208 82H209V80H208ZM208 82H207V83H208ZM243 82H245V81H243ZM263 82H264V81H263ZM263 82H262V83H263ZM61 83H62V82H61ZM87 83H88V82H87ZM127 83H128V82H127ZM135 83H136V81H135ZM135 83H134V84H135ZM140 83H141V82H140ZM144 83H145V81H144ZM154 83H155V82H154ZM194 83H195V81H194ZM211 83H209V84L212 85ZM228 83H229V82H228ZM233 83L230 82L229 84H232V85H236V84H237V83H236V84H233ZM238 83H239V82H238ZM245 83H247V81H246ZM249 83H250V82H249ZM252 83H254L253 80H252ZM12 84H13V83H12ZM70 84L72 85L73 82L70 83ZM116 84H117V83H116ZM148 84H150V80H149V83H148ZM157 84H158V83H157ZM162 84H163V83H162ZM166 84L168 85V83H166ZM203 84H204V83H203ZM205 84H206V83H205ZM214 84H215V82H214ZM214 84H213V85H214ZM224 84L226 85V83H224ZM229 84H228L226 87H228ZM85 85H86V84H85ZM89 85H90V84H89ZM131 85H132V84H131ZM131 85H130V86H131ZM141 85H143V84H141ZM146 85H147V83H146ZM146 85H145V86H146ZM153 85H154V84H153ZM159 85H161V84H159ZM174 85H175V84H174ZM178 85H179V84H178ZM182 85H184V84H182ZM194 85H195V84H194ZM194 85H193V86H194ZM225 85H222V86H225ZM232 85H230V86H232ZM238 85H239V84H238ZM248 85H249V84H248ZM252 85H253V84H252ZM255 85H256V84H255ZM68 86H69V85H68ZM87 86H88V85H87ZM121 86H122V85H121ZM125 86H126V85H125ZM128 86H129V85H128ZM179 86H180V85H179ZM196 86H197V83H196ZM206 86H207V84H206ZM208 86H209V85H208ZM214 86H216V84H215ZM230 86H229V87H230ZM253 86H254V85H253ZM71 87H72V86H71ZM133 87H134V86H133ZM136 87H137V86H136ZM136 87H135V89H136ZM175 87H176V86H175ZM204 87H205V86H204ZM211 87H212V86H211ZM211 87H210V88H211ZM226 87H225V88H226ZM249 87H250V89H249L250 92L248 91L247 93H250V101L253 99V98L251 99V97H255L256 95L261 96L260 99L262 98V93H261V92H262L263 90H262L261 92H258L259 94H258V93L256 94V91H257L256 88H257V87L255 86L256 88H254V89H255L256 91L254 90V91H255V94H253V89H252V92H251V84H250ZM260 87H261V86H260ZM260 87H258V88H260ZM123 88H124V87H123ZM131 88H132V87H131ZM140 88H141V86H140ZM163 88H164V87H163ZM163 88H162V89H163ZM173 88H174V87H173ZM176 88H177V87H176ZM194 88H195V87H194ZM196 88H197V87H196ZM196 88H195V89H196ZM198 88H201V87H198ZM225 88H224V89H225ZM246 88H247V87H246ZM127 89H128V87H127ZM133 89H134V88H133ZM135 89H134V90H135ZM158 89H159V88H158ZM185 89H186V88H185ZM206 89H207V88H206ZM206 89H205V90H206ZM208 89H209V88H208ZM208 89H207V90H208ZM211 89H212V88H211ZM213 89H214V87H213ZM216 89H217V88H216ZM220 89H221V87H220ZM220 89H219V91L224 90V89H222V90H220ZM229 89H230V88H229ZM229 89L227 88L226 90L228 91ZM240 89H241V88H240ZM243 89H244V88H243ZM243 89L240 90V92H241V91H244ZM118 90H119V89H118ZM125 90H126V89H125ZM130 90H131V89H130ZM137 90H138V89H137ZM168 90L171 91V89H168ZM176 90H177V89H176ZM188 90H189V89H188ZM197 90H198V89H197ZM205 90H204V91H205ZM226 90H225V91H226ZM247 90H248V89H246V91H247ZM81 91H82V90H81ZM120 91H122V90H120ZM140 91H141V90H140ZM147 91H148V90H147ZM163 91H164V90H163ZM165 91H166V90H165ZM165 91L163 92L164 94H165ZM190 91H191V90H190ZM204 91H203L202 94H204ZM216 91H218V90H216ZM219 91H218V92H219ZM227 91H226V92H227ZM233 91H234V90H233ZM258 91H259V89H258ZM65 92H66V91H65ZM86 92H87V91H86ZM133 92H134V91H133ZM133 92H132V93H133ZM135 92H136V91H135ZM177 92H178V90H177ZM177 92H175V93H177ZM180 92L183 93V91H180ZM184 92H185V90H184ZM187 92H188V91H187ZM187 92H186V93H187ZM198 92H200V91H198ZM222 92H223V91H222ZM222 92H220V94H222V95H223V94H224V95L226 94V93H224V92L222 93ZM235 92H236V91H235ZM240 92H239V93H240ZM43 93H44V92H43ZM191 93H192V96H193V92H191ZM205 93H206V92H205ZM251 93H252V96H251ZM159 94H160V93H159ZM166 94H168V92H167ZM166 94H165V95H166ZM179 94H180V93H179ZM187 94H188V93H187ZM194 94H195V93H194ZM214 94H215V93H214ZM214 94H213V96H214ZM217 94H219V93H217ZM220 94H219V95H220ZM228 94H229V93H227V95H228ZM241 94H242V92H241ZM113 95H114V94H113ZM157 95H158V94H157ZM157 95H156V98H158ZM161 95H162V93H161ZM195 95H196V94H195ZM198 95H200V94H198ZM204 95H205V94H204ZM224 95H223V99H224V101H225V100H226V97H224ZM236 95H237V94H236ZM238 95H240V94H238ZM243 95H245V93H244ZM248 95H249V94H247V95H245V96L249 97ZM175 96H176V95H175ZM178 96H179V95H178ZM178 96H177V97H178ZM180 96H181V95H180ZM186 96H187V95L185 94V97H186ZM188 96H189V95H188ZM196 96H197V95H196ZM207 96H208V95H207ZM240 96H242V95H240ZM240 96H239V99H240ZM263 96H264V93H263ZM118 97H119V96H118ZM130 97H131V96H130ZM173 97H174V95L172 94V98H173ZM177 97H175V98H177ZM209 97H210V96H209ZM137 98H138V97H137ZM150 98H151V97H150ZM153 98H154V96H153ZM153 98H152V99H153ZM162 98H164V97H162ZM169 98H170V97H169ZM195 98H196V97H195ZM206 98H207V97H206ZM212 98H213V97H212ZM217 98H218V95H217ZM219 98L221 99V95H220ZM242 98H243V96H242ZM263 98H264V97H263ZM61 99H62V98H61ZM91 99H92V98H91ZM98 99H100V98H98ZM101 99H102V98H101ZM133 99H134V98H133ZM139 99H140V98H139ZM148 99H149V98H148ZM170 99H171V98H170ZM178 99H181V98L179 97ZM199 99H200V98H199ZM223 99H222V100H223ZM239 99H238L237 101H239ZM245 99H246V100H245ZM245 99L243 98V100H245V103H246V101L248 100V98L245 97ZM255 99H256V98H255ZM260 99H259V100L256 99V101L258 100V101L260 102V101L262 100V99H261V100H260ZM171 100H173V101L176 100V102L179 101V100H177V99H171ZM213 100H215V98H214ZM216 100L219 101V99H216ZM227 100H228V99H227ZM227 100H226V101H227ZM240 100H241V99H240ZM243 100H241L240 102L242 103ZM253 100H254V99H253ZM91 101H92V100H91ZM91 101H89V102H91ZM96 101H97V100H96ZM139 101H140V100H139ZM153 101H154V100H153ZM157 101H159V100H157ZM169 101H170V100H169ZM181 101L184 102V99L181 100ZM186 101H187V100H186ZM188 101H189V99H188ZM224 101H223V102H224ZM248 101H249V100H248ZM248 101H247V102H248ZM250 101H249V102H250ZM107 102H108V101H107ZM116 102H117V101H116ZM176 102H175V103H176ZM179 102H180V101H179ZM179 102H178V103H179ZM183 102H182V103H183ZM191 102H192V101H191ZM209 102H212V101L209 100ZM243 102H244V101H243ZM252 102H254V101H252ZM262 102H263V101H262ZM113 103H114V102H113ZM123 103H124V102H123ZM125 103H126V102H125ZM129 103H131V102H129ZM154 103H155V102H154ZM154 103H153V104H154ZM159 103H160V102H159ZM171 103H172V102H171ZM171 103H170V104H171ZM173 103H174V102H173ZM173 103H172V104H173ZM175 103H174V105H175ZM185 103H187V102H185ZM212 103H213V102H212ZM214 103H215V102H214ZM214 103H213V104H214ZM218 103H219V102H218ZM218 103L216 102L215 104H218ZM227 103H229V107H232V108H233V107L235 106L234 104H232V105H234V106H231L230 102H228V101H227L226 103L224 102V104H225L226 106H228ZM250 103H251V102H250ZM260 103H261V102H260ZM94 104H95V103H94ZM114 104H115V103H114ZM136 104H137V103H136ZM168 104H169V102H168ZM172 104H171V105H172ZM188 104H189V102H188ZM215 104H214V105H215ZM220 104H221V103H219L218 106H221L220 108L222 109L223 107H222V105H220ZM243 104H244V103H243ZM86 105H88V103L85 104V106H86ZM91 105H92V104H91ZM95 105H97V104H95ZM118 105H119V104H118ZM127 105H128V104H127ZM145 105H146V104H145ZM174 105H173V106H174ZM176 105H177V104H176ZM178 105H181V106H182L183 104H181V102H180V104H178ZM189 105L191 106V105H194V104H191V103H190ZM225 105H223V106H225ZM258 105H259V104H258ZM162 106H163V105H162ZM184 106H187V105H183L182 107H184ZM190 106H189V107H190ZM206 106H207V105H206ZM206 106H204V104L202 105V107H206ZM262 106H263V105H262ZM262 106H261V111H259L260 114H262ZM157 107H158V106H157ZM166 107H167V105H166ZM179 107H180V106H179ZM179 107H178V108H179ZM193 107H194V106H193ZM195 107H196V106H195ZM239 107H240V106H239ZM89 108H90V107H89ZM131 108H132V107H131ZM135 108H136V106H135ZM168 108H171V107H168ZM234 108H236V107H234ZM241 108H242V107H241ZM246 108H247V107H246ZM251 108H252V107H251ZM251 108H249V109H251ZM258 108H259V107H258ZM142 109H143V107H142ZM148 109H149V108H148ZM158 109H159V108H158ZM162 109H163V108H162ZM172 109H173V108H172ZM186 109H187V108H186ZM188 109H189V108H188ZM197 109H198V108H197ZM207 109H208V108H207ZM215 109H216V107L214 108V110H215ZM221 109L219 110V108H218V113H217V114H218L219 116H220V114L222 115V111H224V110H223L224 108H223L222 110H221ZM226 109H229V108H226ZM263 109H264V106H263ZM89 110H90V109H89ZM125 110H126V109H125ZM132 110H133V109H132ZM139 110H140V109H139ZM149 110H150V109H149ZM163 110H164V109H163ZM165 110H166V109H165ZM170 110H171V109H169V111H170ZM183 110H184V109H183ZM183 110H182V111H183ZM198 110H199V109H198ZM204 110H205V109H204ZM214 110L211 109V111H214ZM240 110H241V109H240ZM246 110L250 112V110H248V109H246ZM251 110H252V109H251ZM259 110H260V108H259ZM86 111H87V110H86ZM171 111H172V110H171ZM176 111H178V109H177ZM192 111H193V109H192ZM229 111H230V109H229ZM233 111H235V109H234ZM233 111H231L232 114L234 113ZM247 111H244L245 114H246ZM252 111H253V110H252ZM263 111H264V110H263ZM153 112H154V111H153ZM184 112H185V110H184ZM186 112H187V111H186ZM198 112H199V111H198ZM198 112H196V114H197ZM219 112H221V113H219ZM238 112H239V111H238ZM249 112H248V113H249ZM256 112H258V111H256ZM177 113H178V112H177ZM199 113H204V112H199ZM199 113H198V115H199ZM207 113L209 114V111H207ZM215 113H216V112H215ZM223 113H224V114L226 113V116H227V110H226V112L224 111ZM235 113H236V112H235ZM125 114H126V113H125ZM134 114H135V113H134ZM137 114H140V113H137ZM137 114H136V115H137ZM145 114H146V112H145ZM178 114H179V113H178ZM182 114L184 115L183 112H182ZM185 114L188 115V113H185ZM192 114H194V113H192ZM196 114H194V115H195V116L197 117V119H198V116H197ZM204 114H205V113H204ZM208 114H207V116H208ZM213 114H214V113H213ZM232 114H230V115H231V118H232ZM254 114H255V113H254ZM260 114H259V115H260ZM151 115H152V114H151ZM153 115H154V114H153ZM202 115H203V114H202ZM215 115H216V114H214V116H215ZM228 115H229V114H228ZM262 115H264V112H263ZM102 116H103V115H102ZM144 116H145V115H144ZM160 116H161V115H160ZM165 116H166V114H165ZM174 116H175V115H174ZM214 116H212V118H213ZM216 116H217V115H216ZM219 116H218V117H219ZM222 116H223V115H222ZM233 116H235L233 119L236 121V118H237L236 116H237V115L235 114V115H233ZM249 116H250V114H249ZM249 116H247V118H249ZM181 117H182V115H181ZM196 117L193 116L192 119H193V118H196ZM200 117H201V116H200ZM200 117H199V118H200ZM203 117H204V115H203ZM203 117H202V119H203V121H204V118H203ZM218 117H217V118H218ZM229 117H230V116H229ZM238 117H239V116H238ZM140 118H141V117H140ZM164 118H165V117H164ZM167 118H168V117H167ZM169 118H171V117H169ZM169 118H168V120H169ZM175 118H176V117H175ZM210 118H211V117H209V119H208V118L206 117V118H205V119H206V122L209 121ZM217 118H216V119H217ZM224 118H225V117L223 116V117H222V122H223V121H226V119H227V121H228L229 123H231V122H230L231 120H228V119H229L228 117H227L226 119H224ZM231 118H230V119H231ZM239 118H241V117H239ZM259 118H260V117H259ZM262 118H263V117H262ZM262 118H261V120H263ZM141 119H142V118H141ZM148 119L150 120V118H148ZM148 119H147V120H148ZM154 119H155V118H154ZM184 119H185V121L187 120L186 117H185ZM207 119H208V120H207ZM213 119H214V118H213ZM233 119H232V120H233ZM237 119H238V118H237ZM242 119H243V117L241 118V120H242ZM134 120H135V119H134ZM155 120H157V118H156ZM155 120H154V121H155ZM178 120H179V119H178ZM193 120H194V119H193ZM234 120H233V121H234ZM103 121H104V119H103ZM103 121H101V122H103ZM105 121H106V120H105ZM105 121H104V122H105ZM165 121H166V120H165ZM170 121H171V120H170ZM189 121H190V120H189ZM195 121H196V120H195ZM200 121H202V120H199V122H200ZM238 121H239V120H238ZM177 122H178V121H177ZM181 122H182V121H181ZM196 122L198 123V120H197ZM206 122L204 121V124H206ZM248 122H250L249 119H248ZM262 122H263V121H262ZM141 123L143 124V121H142ZM151 123H152V122H151ZM151 123H150V124H151ZM154 123H155V122H154ZM173 123H174V122H173ZM178 123H180V122H178ZM182 123H183V122H182ZM182 123H180V124H182ZM201 123H202V122H201ZM201 123H200V125H199V123H198V125H197V124H196V125L199 126V128H200V126H203V127H201V129H202V128L204 129V125H202ZM225 123H227V122H225ZM229 123H228V124H229ZM242 123H245V122L242 121ZM246 123H247V122H246ZM170 124H171V123H170ZM190 124H191V123H190ZM190 124H189V125H190ZM215 124H216V123H215ZM218 124H220V122H219ZM222 124H223V123H222ZM247 124H248V123H247ZM254 124H255V123H254ZM256 124H257V122H256ZM147 125H148V124H147ZM174 125H175V124H174ZM208 125H209V124H208ZM213 125H214V124H213ZM238 125H241V123L239 122ZM251 125H252V124H251ZM5 126H6V125H5ZM205 126L208 128L207 124H206ZM244 126H245V125H244ZM252 126H253V125H252ZM0 127H1V126H0ZM140 127H141V126H140ZM149 127H150V125H149ZM149 127H148V128H149ZM169 127H170V126H169ZM191 127H192V126H191ZM206 127H205V128H206ZM223 127H225L224 124H223ZM241 127H242V126H241ZM91 128H92V127H91ZM192 128H193V127H192ZM194 128H195V127H194ZM252 128H254V127H252ZM252 128H251V129H252ZM84 129H85V128H84ZM86 129H87V128H86ZM160 129H161V128H160ZM183 129H184V128H183ZM203 129H202V131H203ZM227 129H228V128H227ZM233 129H234V128H233ZM233 129H232V130L229 129V130H230V131H233ZM141 130H142V129H141ZM156 130H157V129H156ZM156 130H155V131H156ZM173 130H174V129H173ZM184 130H185V129H184ZM184 130H183V131H184ZM195 130H196V129H195ZM216 130H218V133H219V134H222L221 136L224 137V136H223V132H224L223 130H222V132H221L219 128H218V129L215 128V130L212 129V132L214 131V133H216V132H215ZM234 130H235V129H234ZM144 131H145V130H144ZM147 131H148V130H147ZM167 131H168V130H167ZM170 131L173 132L172 130H170ZM179 131H180V130H179ZM183 131H182V132H183ZM187 131H191V130H187ZM219 131H220L221 133H220ZM141 132H142V131H141ZM191 132H192V134H191L192 136H191V137H193V138H194V136L197 137V135H194V136H193V133L195 134V132H193V130H192ZM225 132H226V131H225ZM234 132H235V131H234ZM253 132H254V131H253ZM0 133H1V131H0ZM147 133H150V132H147ZM147 133H146V134H147ZM169 133H170V132H169ZM176 133H177V132H176ZM176 133H175V134H176ZM178 133H179V132H178ZM185 133H188V132H185ZM210 133H211V132H210ZM214 133H213V134H214ZM243 133H244V131H243ZM137 134H138V133H137ZM157 134H159V133L157 132ZM165 134H166V132H165ZM175 134H174V136H173V135H171V136H172V137H175ZM213 134H212V135H213ZM216 134H217V133H216ZM231 134H232V133H231ZM244 134H245V133H244ZM246 134H247V133H246ZM246 134H245V135H246ZM152 135H153V134H152ZM155 135H156V133H155ZM166 135H167V134H166ZM178 135L182 136V134L179 133V134H176V137H177ZM183 135H184V134H183ZM185 135H186V134H185ZM212 135L210 136L212 139L210 138L211 140H210V139H209V140H210V142H212V140H213L212 143L214 144V143H216L215 141L217 140L216 138H218V137H216L217 135H216V136L214 135L215 137H212ZM225 135H226V134H225ZM240 135H241V136H240ZM245 135H244V136H245ZM7 136H8V135H7ZM143 136H144V135H143ZM161 136H162V135H161ZM199 136H200V135H199ZM232 136H233V137H232ZM239 136H240V137H239ZM244 136H243V134H241V133H239V135L237 134V137H239L238 139H240V141H242V142L245 141ZM149 137H150V136H149ZM158 137H159V136H158ZM182 137H183V139L185 140L184 136H182ZM231 137H232V138H231ZM231 137H229V140H230V139L233 140V138H234V134L231 135ZM241 137H243L244 141H243V139L241 140ZM245 137H246V136H245ZM1 138H3V137L1 136ZM141 138H142V137H141ZM151 138H152V137H151ZM164 138H166V137H164ZM178 138H179V137H178ZM180 138H181V137H180ZM187 138H188V137H187V135H186V139H187ZM200 138H203V137H200ZM213 138H214V139H213ZM220 138H221V137H220ZM220 138H218V139H220ZM226 138H227V137H225L224 139L226 140ZM247 138H248V137H247ZM91 139H92V138H91ZM153 139L155 140V138H153ZM189 139H190V138H188V140H189ZM198 139H199V138H198ZM198 139H197V141H196V140H193V139L191 138V141L193 140L192 142L195 141L196 144H197V142H198V143L200 142V141H198ZM222 139H223V138H222ZM222 139H221V140H222ZM224 139H223V140H224ZM238 139H237V140H238ZM250 139H251V138H250ZM250 139H248L249 141H247V142L250 143V141H251ZM6 140H7V139H6ZM151 140H152V139H151ZM167 140H168V139H166V141H167ZM171 140H172V139H171ZM174 140H176V139H174ZM188 140H187V142L189 143ZM200 140L203 141V142L201 141V143H204L206 139H200ZM209 140H207V142H209ZM225 140H224V142H225ZM231 140H230V141H231ZM97 141H98V140H97ZM97 141H96V142H97ZM155 141H156V140H155ZM158 141H159V140H158ZM164 141H165V140H164ZM178 141H179V143H176V144H178V145L181 144V146H182V144H183V142H184V141H182V138H181L180 140L178 139ZM181 141H182V143H181ZM191 141H190V142H191ZM217 141H218V144H217V143H216V144L219 145L220 142H219V140H217ZM230 141L228 142L229 144H231ZM240 141H239V142H240ZM160 142H161V140H160ZM167 142H168V141H167ZM167 142H166V143H167ZM169 142H170V141H169ZM176 142H177V141H176ZM185 142H186V141H185ZM192 142H191V143H192ZM210 142L208 143V144H209V148L212 146V143L210 144ZM239 142H238L237 144H239ZM242 142H241V147L243 146V145H242ZM245 142H246V141H245ZM245 142H244L243 144H245ZM161 143H162V142H161ZM166 143H165V145H166ZM201 143H199V144H201ZM205 143H206V142H205ZM205 143H204V144H205ZM222 143H223V141H222ZM222 143H221V145H222ZM228 143H227V146H229ZM249 143H248V145L246 144V145H247L246 147L249 146ZM162 144H163V143H162ZM170 144H171V142H170ZM176 144H175V145H176ZM192 144H193V143H192ZM192 144H189V145H192ZM199 144H198V146H199ZM216 144H215V145H216ZM168 145H169V144H168ZM168 145H167V146H168ZM201 145H202V144H201ZM206 145H207V144L202 145L203 148H202V146L200 147V148L204 149L203 151H198L199 153L202 152L201 156L204 155V152H205L206 150H207V153H208V149H209V148H208V147H205ZM210 145H211V146H210ZM215 145L213 146V148L215 147ZM75 146H76V145H75ZM92 146H93V145H92ZM92 146H91V147H92ZM95 146H96V145H95ZM157 146H159V145L157 144ZM172 146H173V145H172ZM179 146H180V145H179ZM219 146H220V145H219ZM219 146H218V147H219ZM77 147H78V146H77ZM159 147H160V146H159ZM161 147H162V146H161ZM195 147H196V146H195ZM195 147H194V148H195ZM216 147H217V146H216ZM216 147H215V148H216ZM218 147H217V148H218ZM222 147H223V146H221V147H219V148L223 149ZM233 147H236V144L233 145ZM233 147H232V150H230V149H229L230 151L228 150V152H229V153H228V157L232 156V159H231V157H230V159L232 160V162H231V160H229L231 163H229V164L227 165L226 169H230V167L232 166V164H234L235 161H238V158H239L240 156H241V157L243 156V155H239V154H240L239 151L243 150V149H242L243 147H244V150H243V151H245V148H246L245 145H244L241 149L239 148V149H240L239 151L236 150V151H237V155L239 156V157H237V155L235 156V154H234V153H236V152L234 151L236 148H233ZM251 147H252V146L250 145L249 148L251 149ZM94 148H95V147H94ZM148 148H149V147H148ZM163 148H164V147H163ZM181 148H182V147H181ZM206 148H207V149H206ZM217 148H216V150H218ZM249 148H247V149L250 150ZM74 149H75V148H74ZM150 149H151V147H150ZM150 149H149V150H150ZM176 149H177V148H176ZM183 149H184V148H183ZM198 149H199V148L197 147V150H198ZM205 149H206V150H205ZM221 149H219V150H221ZM146 150H147V149H146ZM159 150L161 151V149H159ZM178 150H179V149H178ZM178 150H177V151H178ZM199 150H201V149H199ZM213 150L215 151V149H213ZM163 151H165V150H163ZM170 151H171V150H170ZM189 151H190V150H189ZM189 151H188V152H189ZM191 151H192V150H191ZM231 151H232V152H231ZM148 152H149V151H148ZM153 152H154V151H153ZM171 152H172V151H171ZM173 152H174V150H173ZM198 152H197L196 154H198ZM209 152L212 154V147H211V150H210ZM230 152H231V153H230ZM245 152L247 153L248 151L246 150ZM257 152H258V151H257ZM154 153H155V152H154ZM166 153H167V152H166ZM183 153H184V152H183ZM210 153H208V154H210ZM215 153H216V152H215ZM215 153L213 152L214 155H215ZM242 153H243V152H242ZM150 154H151V151H150ZM155 154H157V152H156ZM155 154H154V155H155ZM160 154H161V153H160ZM160 154H159V155H160ZM168 154H169V152H168ZM180 154H181V153H180ZM180 154H179V155H180ZM189 154H190V153H189ZM191 154H192V152H191ZM191 154H190V155H191ZM230 154H231V155H230ZM152 155H153V154H152ZM176 155H177V154H176ZM176 155H175V157H176ZM183 155H185V154H183ZM186 155H187V154H186ZM190 155H188V156H190ZM206 155H207V154H206ZM206 155H204V156H206ZM177 156H178V155H177ZM195 156H197V155H195ZM207 156H208V155H207ZM225 156H226V155H225ZM233 156H234L235 158L237 157V160H235V158H234ZM12 157H13V156H12ZM40 157H41V156H40ZM151 157H152V156H151ZM160 157L163 158L164 156H163V157L160 156ZM168 157H169V156H168ZM197 157H198V156H197ZM197 157H196V158H197ZM202 157H203V156H202ZM202 157H200V158H202ZM217 157H218V156H217ZM228 157L226 156V158H228ZM241 157H240V160H241ZM9 158H10V157H9ZM15 158H16V157H15ZM171 158H173V156H172ZM171 158H170V160H172ZM178 158H179V157H177L176 159H178ZM198 158H199V157H198ZM198 158H197V159H198ZM11 159H12V158H11ZM41 159H42V158H40L39 161H41ZM173 159H175V158H173ZM176 159H175V161H176ZM221 159H223V158H221ZM228 159H229V158H228ZM262 159H263V158H262ZM156 160H157V159H156ZM198 160H199V159H198ZM201 160H202V161H204V160L209 161V159L207 160V157H204V158L201 159ZM218 160H220V159H218ZM224 160H225V159H224ZM226 160H227V159H226ZM226 160H225V161H226ZM20 161H21V160H20ZM152 161H153V160H152ZM172 161H173V160H172ZM227 161H228V160H227ZM229 161H228V162H229ZM233 161H234V162H233ZM242 161H243V160H242ZM245 161H247V160H245ZM165 162H166V161H165ZM197 162H198V161H197ZM199 162H200V161H199ZM228 162H227V163H228ZM239 162H240V161H239ZM37 163L39 164V162H37ZM195 163H196V162H195ZM218 163L220 164L221 162H218ZM237 163H238V162H237ZM237 163H236V164H237ZM21 164H23V163H21ZM143 164H145V163H143ZM196 164H197V163H196ZM236 164H235V165H236ZM259 164H260V163H259ZM167 165H168V164H167ZM204 165H205V164H204ZM229 165H230V166H229ZM256 165H257V164H256ZM260 165H261V167H262V165H264V163L262 164V160H261V164H260ZM19 166H21V168H22V165L19 164ZM23 166H24V165H23ZM152 166H153V164H152ZM192 166H193V165H192ZM199 166H200V164H199ZM205 166H206V165H205ZM253 166H254V164L252 165V168H253ZM148 167H149V166H148ZM194 167H195V166H194ZM194 167H193V168H194ZM228 167H229V168H228ZM248 167H250V166H248ZM256 167H257V166H255V168H256ZM263 167H264V166H263ZM242 168H243V167H242ZM142 169H143V168H142ZM158 169H159V168H158ZM169 169H170V167H169ZM203 169H206V168L204 167ZM208 169H209V168H208ZM226 169H225V170H226ZM233 169H234V167H233ZM262 169H264V168H262ZM21 170H22V169H21ZM164 170H165V169H164ZM201 170H202V169H201ZM258 170H260L259 167H258ZM177 171H178V170H177ZM180 171H181V170H180ZM210 171H211V169H210ZM218 171L221 172L222 170H221V171L218 170ZM226 171H228V170H226ZM231 171H233V170L230 169V172H231ZM260 171H261V170H260ZM158 172H159V171H157V174H158ZM165 172H166V171H165ZM184 172H185V171H184ZM191 172H192V171L190 170V174H191ZM194 172H195V171H194ZM261 172H262V171H261ZM261 172H260V173H261ZM19 173H20V172H19ZM154 173H155V172H154ZM159 173H160V172H159ZM182 173H183V172H182ZM205 173H206V172L204 171V173H203L202 175L205 176ZM212 173H213V171H212L210 174H212ZM257 173H259V172H257ZM262 173H264V172H262ZM150 174H151V173H150ZM152 174H153V173H152ZM155 174H156V173H155ZM190 174H187V175H190ZM199 174H201V172H200ZM206 174H207V173H206ZM17 175H18V174H17ZM25 175H26V174H25ZM25 175H24V176H25ZM158 175L160 176V174H158ZM176 175H179V174H176ZM180 175H181V174H180ZM218 175H219V174H218ZM256 175H257V174H256ZM149 176H151V175H149ZM169 176H170V175H169ZM172 176H173V175H171L170 177H172ZM181 176H182V175H181ZM190 176L193 177V175H190ZM208 176H209V173H208ZM208 176H207V177H208ZM249 176H250V179L252 178L253 181H254L253 175L250 174ZM251 176H252V177H251ZM257 176H260V174H258ZM263 176H264V175H263ZM263 176H262V177H263ZM132 177H133V176H132ZM136 177H138V176H136ZM184 177H185V176H184ZM186 177H187V176H186ZM194 177H195V176H194ZM198 177H199V176H198ZM207 177H206V178H207ZM224 177H225V176H224ZM255 177H256V176H255ZM260 177H261V176H260ZM260 177H258V178H260ZM150 178H152V177H150ZM188 178H189V177H188ZM190 178H191V177H190ZM196 178H197V176H196ZM196 178H195V179H196ZM225 178H226V177H225ZM230 178H231V177H230ZM263 178H264V177H263ZM172 179H173V178H172ZM202 179L204 180L203 177H202ZM252 179H251L250 182H252ZM255 179H256V178H255ZM154 180L156 181V179H153V181H154ZM162 180H163V179H162ZM179 180H181V179H179ZM200 180H201V178H200ZM200 180H198V181H200ZM260 180H262V179L260 178ZM131 181H132V183H133V180H131ZM155 181H154V183H155ZM165 181H166V179H165ZM183 181H184V180H183ZM186 181H188V180H186ZM189 181H193V179L191 178ZM196 181H197V179H196ZM196 181H195V182H196ZM161 182H162V181H161ZM161 182H160V183H161ZM172 182H174V179H173ZM172 182H171V183H172ZM254 182H255V181H254ZM134 183H135V182H134ZM142 183L144 184V182H142ZM156 183H157V182H156ZM162 183L164 184V182H162ZM165 183H166V182H165ZM175 183H176V182H175ZM178 183H179V182H178ZM178 183H177V184H178ZM190 183H191V182H190ZM196 183H197V182H196ZM233 183H235V182H233ZM257 183H258V182H257ZM81 184H82V183H81ZM157 184H159V183H157ZM193 184H194V183H193ZM199 184H200V183H199ZM199 184H198V185H199ZM243 184H245V183H243ZM252 184H253V183H252ZM261 184H262V183H261ZM198 185H196V186H198ZM239 185H240V184H239ZM239 185H238V186H239ZM255 185H258V184L255 183ZM255 185H254V187H255ZM134 186H135V185H134ZM234 186H235V185H234ZM241 186H242V185H241ZM243 186H244V185H243ZM249 186H250V185H249ZM258 186H259V185H258ZM258 186H257V187H258ZM51 187H52V186H51ZM139 187H140V186H139ZM148 187H149V186H148ZM178 187H179V186H178ZM129 188H130V187H129ZM134 188H136V187H134ZM149 188H150V187H149ZM198 188L200 189V187H198ZM244 188H245V187H244ZM259 188H260V187H259ZM259 188H257V189H259ZM78 189H79V188H78ZM121 189H122V188H121ZM136 189H137V188H136ZM136 189H135L134 191H137V190H138V189H137V190H136ZM145 189H147V188H145ZM190 189H191V188H190ZM190 189H189V190H190ZM236 189H239V188H236ZM236 189L233 190V192L235 191V192L237 193V192H240L241 190H245V189H247V188H245V189H240V191H238V190L236 191ZM260 189H261V188H260ZM84 190H85V189H84ZM122 190H123V189H122ZM132 190H133V189H132ZM132 190H131V191H132ZM131 191H130V192H131ZM165 191H166V189H165ZM180 191H181V189H180ZM187 191H188V190H186V192H184V193H186V195L190 194L189 192H191V191H188V192H187ZM142 192H143V191H142ZM235 192H234V193H231V194H233L234 196H235V195L237 196L238 194H236ZM247 192H248V191H247ZM41 193H42V192H41ZM123 193H124V192H123ZM132 193H134V192H132ZM135 193H137V195H138L139 192H135ZM147 193H148V192H147ZM161 193H162V191H161ZM161 193H159V194L161 195ZM165 193H166V192H163V194H165ZM181 193H183V192H181ZM184 193L182 194L183 196H182V195H180V196L185 197ZM241 193L244 194V191L240 192V194H241ZM139 194H140V193H139ZM153 194H154V193H153ZM153 194H152V195H153ZM163 194H162V195H163ZM260 194H261V193H260ZM263 194H264V193H263ZM25 195H26V194H25ZM25 195H24V196H25ZM27 195H28V194H27ZM150 195H151V194H150ZM154 195H155V194H154ZM172 195H173V193H172ZM176 195H177V194H176ZM229 195H230V194H229ZM246 195H248V194H246V192H245V195H244V196L246 197ZM10 196H11V195H10ZM10 196H9V197H10ZM22 196H23V195H22ZM30 196H31V194H30ZM121 196H122V195H121ZM131 196H132V195H131ZM145 196H146V195H145ZM163 196H164V195H163ZM165 196H166V195H165ZM178 196H179V195H178ZM180 196H179V198H180ZM236 196H235V197H236ZM238 196H239V195H238ZM262 196H263V198H264V195H262ZM262 196H260V198H261ZM26 197H27V196H26ZM77 197H78V196H77ZM79 197H80V196H79ZM79 197H78V199H79ZM132 197H133V196H132ZM139 197H140V196H139ZM146 197H147V196H146ZM157 197H158V196H157ZM166 197H168V196H166ZM166 197H164V198H166ZM174 197H175V196H174ZM174 197H173V198H174ZM187 197H190V198H191V194H190V196H187ZM241 197H242V196H241ZM257 197H258V195H257ZM22 198H24V197H22ZM81 198H82V197H81ZM124 198H125V196H124ZM124 198H123V199H124ZM134 198H137V197L134 196ZM141 198H142V197H141ZM148 198H149V197H148ZM164 198H162V200H163ZM170 198H171V197H170ZM173 198H172V199H173ZM175 198H176V197H175ZM190 198H189V199H190ZM231 198H232V197H231ZM231 198H230V199H231ZM237 198H238V197H237ZM250 198H251V197H250ZM250 198H247V197H246L245 199L248 200V199H250ZM9 199H10V198H9ZM78 199H77V200H78ZM226 199H228V198L226 197ZM234 199H236V198H234ZM238 199H239V198H238ZM243 199H244V198L242 197L241 200H243ZM245 199H244V200H245ZM5 200H6V199H5ZM121 200H122V199H121ZM137 200L139 201L138 198H137ZM166 200H167V198L164 200L165 203H166V204L164 203V205L167 206L168 203H169L170 205H171V204H174V206H175V203H174L175 201L172 203L173 200H172V201L169 200L170 202H169V201L167 202ZM177 200H178V198H177ZM183 200L186 201L185 199H183ZM187 200H188V199H187ZM255 200H256V199H255ZM82 201H83V200H82ZM84 201H85V200H84ZM84 201H83V202H84ZM118 201H119V200H118ZM122 201H123V200H122ZM122 201H121V202H122ZM130 201H132V199H131ZM133 201H134V200H133ZM158 201H159V200H158ZM184 201H180V202H184ZM236 201H237V200H236ZM248 201H249V200H248ZM16 202H17V201H16ZM140 202H141V201H140ZM154 202H155V201H154ZM161 202H162V201H161ZM186 202H187V201H186ZM228 202H230V200H228ZM243 202L245 203L246 201H243ZM18 203H19V202H18ZM23 203H24V202H23ZM23 203H22V205H23ZM84 203H85V202H84ZM84 203H80V204H84ZM114 203H115V202H114ZM118 203H119V202H118ZM125 203H126V202H125ZM152 203H153V201H152ZM176 203H177V202H176ZM250 203H251V202H250ZM27 204H28V203H27ZM132 204H135V202L132 203ZM146 204H148V202H147ZM178 204H179V203H178ZM178 204H177V205H178ZM15 205H16V204H15ZM15 205H14V206H15ZM17 205L19 206V204H17ZM17 205H16V206H17ZM22 205H21V206H22ZM113 205H114V204H113ZM119 205H120V203H119ZM119 205H118V206H119ZM124 205H125V204H124ZM136 205H137V204H136ZM138 205H139V204H138ZM183 205H184V204H183ZM187 205H190V204L188 203ZM223 205H224V204H223ZM226 205H227V204H226ZM111 206H112V205H111ZM120 206H121V205H120ZM134 206H135V205H134ZM140 206H141V204H140ZM143 206H144V205H143ZM156 206H158V204H157ZM159 206H160V205H159ZM166 206H164V207H166ZM168 206H169V205H168ZM181 206H182V205H181ZM224 206H225V205H224ZM250 206H251V204H250ZM253 206H254V204H253ZM107 207H108V206H107ZM129 207H132V206H129ZM161 207H162V206H161ZM23 208H24V207H23ZM113 208H114V207H113ZM120 208H121V207H120ZM133 208H134V207H133ZM141 208H142V207H141ZM144 208H145V207H144ZM144 208H143V209H144ZM150 208H151V207L149 206V209H150ZM162 208H163V207H162ZM214 208H215V206H214ZM238 208H239V207H238ZM20 209H22V207H20ZM121 209H122V208H121ZM121 209H120V210H121ZM131 209H132V208H131ZM155 209L158 210V207H156ZM167 209H168V208H167ZM175 209H177L176 206H175ZM239 209H240V208H239ZM17 210H18V209H17ZM111 210H112V209H111ZM129 210H130V209H129ZM129 210H128V211H125V212H129V213H130ZM151 210H153V209H151ZM159 210H161V209H159ZM159 210H158V211H159ZM177 210H178V209H177ZM227 210H228V209H227ZM241 210H242V209H241ZM253 210H254V209H252V211H253ZM21 211H22V210H20V212H21ZM23 211H24V210H23ZM23 211H22L21 213H24ZM35 211H36V210H35ZM35 211H34V212H35ZM112 211H113V210H112ZM144 211H145V210H144ZM146 211H147V210H146ZM168 211H170V209H168ZM171 211H172V210H171ZM175 211H176V210H175ZM222 211H223V210H222ZM228 211H229V210H228ZM242 211H243V210H242ZM242 211H241V212H242ZM259 211H260V210H259ZM18 212H19V211H18ZM18 212L15 211L16 214H17ZM31 212H32V211H31ZM123 212H124V211H123ZM123 212H121V216L123 215ZM135 212H137V210H136ZM147 212H148V211H147ZM179 212H180V211H179ZM184 212H185V211H184ZM241 212H240V214H241ZM29 213H30V212H29ZM113 213H115V212H113ZM149 213H150V212H149ZM152 213H153V212H152ZM176 213H177V212H176ZM181 213H182V212H181ZM186 213H187V212L182 213L184 218H185ZM226 213H227V212H226ZM254 213H256V212H254ZM263 213H264V211H263ZM263 213H262V212L258 213V217L260 218V219H258V220H259V223L264 219V217H263L264 215H263V216H262V215L260 216V214H263ZM33 214H34V213H33ZM117 214H118V213H117ZM124 214H125V213H124ZM154 214H155V212H154ZM165 214L168 215L167 213H165ZM172 214H173L172 216H174L175 213H172ZM182 214H181V215H182ZM184 214H185V215H184ZM187 214H188V213H187ZM228 214H229V213H228ZM228 214H227V215H228ZM22 215H23V214H22ZM29 215H30V214H29ZM118 215H119V214H118ZM157 215H158V213H157ZM178 215H179V213H178ZM181 215H180V216H181ZM214 215H215V214H214ZM219 215H220V214H219ZM243 215H244V214H243ZM246 215H247V214H246ZM248 215H249V214H248ZM19 216H20V215H19ZM24 216H25V214H24ZM24 216H23V218H24ZM33 216H34V215H33ZM33 216L31 215V217H33ZM125 216H127V214H125ZM131 216H132V218H134V217H133L134 215H131ZM137 216H138V213H137ZM158 216H160V214H159ZM176 216H177V214H176ZM176 216H175V217H176ZM180 216H179V217H180ZM188 216H189V215H188ZM25 217H26V216H25ZM27 217H28V216H27ZM175 217H174V219H175ZM181 217H182V216H181ZM183 217H182V218H183ZM251 217H252V216H251ZM116 218H118V217H116ZM130 218H131V217H130ZM139 218H140V217H139ZM155 218H158V217H155ZM159 218H161V217H159ZM159 218H158V219H159ZM182 218H181V219H182ZM241 218H242V217H241ZM252 218H253V217H252ZM261 218H262V220H261ZM13 219H14V218H13ZM15 219H16V218H15ZM25 219L28 220V218H25ZM29 219H30V218H29ZM40 219H41V218H40ZM40 219H39V223H40ZM104 219H106L105 216H104ZM104 219H103V220H104ZM134 219H136V218H134ZM142 219H143V218H142ZM142 219H141V220H142ZM152 219H153V218H152ZM161 219H162V218H161ZM170 219H172V218H170ZM214 219H215V218H214ZM253 219L255 220V218H253ZM253 219H252V220H253ZM16 220H17V219H16ZM20 220H22V219H20ZM27 220H26V221H27ZM113 220H114V219H113ZM113 220H112V221H113ZM116 220H117V219H116ZM118 220H119V219H118ZM121 220H122V219H121ZM123 220H124V219H123ZM131 220H132V219H131ZM153 220L155 221V219H153ZM156 220H157V219H156ZM166 220H168V219H166ZM176 220H177V218H176ZM178 220H180V219H178ZM185 220L187 221V225H188V224H189V221L187 220V218H185ZM18 221H19V218H18ZM22 221H23V220H22ZM24 221H25V220H24ZM24 221H23V222H24ZM32 221H33V220H32ZM149 221H151V220H149ZM162 221H164V220H162ZM168 221H170V220H168ZM190 221H191V220H190ZM216 221H217V220H216ZM216 221L214 220V223H215ZM256 221H257V220H256ZM263 221H264V220H263ZM263 221L261 222V224H263ZM11 222H12V221H11ZM14 222H15V221H14ZM16 222H17V221H16ZM16 222H15V223L12 222V224L16 226ZM19 222H21V221H19ZM173 222L176 223L175 220L172 221L171 224H173V225H174ZM180 222H181V224H182L183 221H180ZM193 222H194V221H193ZM193 222H192V223H193ZM195 222H196V220H195ZM198 222H199V219H198ZM253 222H254V221H253ZM26 223H27V222H26ZM36 223L38 224V222H36ZM102 223H103V222H102ZM109 223H110V222H109ZM115 223L117 224V221H116ZM118 223H119V222H118ZM131 223H132V222H131ZM134 223H135V222H133V225H135ZM136 223H137V222H136ZM141 223H142V222H141ZM199 223H200V222H199ZM212 223H213V222H212ZM248 223H249V222H248ZM257 223H258V221H257ZM259 223H258V224H259ZM9 224H10V223H9ZM45 224H46V222H45ZM104 224H106V223H104ZM181 224H179L178 226L180 227ZM185 224H186V223H185ZM194 224H195V223H194ZM202 224H203V223H202ZM244 224H245V223H244ZM249 224H250V223H249ZM258 224H257V225H258ZM19 225L21 226V225H23V224L19 223L18 226H19ZM27 225H28V224H27ZM39 225H40V224H39ZM39 225H38V226H39ZM140 225H141V224H140ZM140 225H139V227H140ZM214 225H215V224H214ZM218 225H219V223H218ZM218 225H217V226H218ZM259 225H260V224H259ZM259 225H258V227H259ZM20 226H19V227H20ZM29 226H30V225H29ZM36 226H37V225H36ZM38 226H37V227H38ZM129 226H130V224H129ZM150 226H152V225H150ZM150 226H149V227H150ZM154 226H155V225H154ZM170 226H171V225H170ZM174 226H175V225H174ZM182 226H183V225H182ZM191 226H192V225H191ZM198 226H200V225L198 224ZM204 226H205V225H204ZM219 226H221V225H219ZM238 226H239V224H238ZM253 226H255V225L253 224ZM260 226H261V225H260ZM263 226H264V225H263ZM9 227H11V226L9 225ZM37 227H35V229H37ZM123 227H125V226H123ZM172 227H173V226H172ZM185 227H186V226H185ZM189 227H190V225H189ZM193 227L198 228V227L195 226V225H194ZM193 227H192V228H193ZM201 227H202V226H200V228H201ZM239 227H241V225H240ZM31 228H32V227H31ZM38 228H39V227H38ZM118 228H120V227H118ZM132 228H133V227H132ZM145 228H146V226H145ZM147 228H148V226H147ZM150 228H151V227H150ZM150 228H148L149 231L152 230L154 227H153L152 229H150ZM180 228H181V227H180ZM202 228H204V227H202ZM202 228H201V230H204V229H202ZM15 229H17V228H15ZM15 229H14V230H15ZM18 229H19V228H18ZM124 229H125V228H124ZM128 229H129V228H128ZM154 229H155V228H154ZM160 229H161V228H160ZM160 229L157 230V228H156V230H157L158 232L156 231L155 235L158 236V237L161 236V235H160V233H161V232H160V231H161ZM169 229L172 231V228H171V227H170ZM178 229H179V228H178ZM178 229H177V230H178ZM182 229H184V226L182 227ZM182 229H179V230H182ZM213 229H214V227H213ZM222 229H223V227H222ZM222 229H219V230H222ZM244 229H246V228H244ZM261 229H263V228L261 227ZM10 230L12 231L13 229H10ZM22 230H24V227L22 228ZM38 230H39V229H38ZM38 230H37V231H38ZM117 230H118V229H117ZM141 230H142V229H141ZM159 230H160V231H159ZM196 230H197V229H196ZM196 230H193V233L196 232L195 234L197 235V232H198L199 230H198V231H196ZM201 230L199 231L200 233L198 232L199 234L202 233ZM235 230H236V229H235ZM249 230H250V229H249ZM258 230H259V229H258ZM11 231H10V232H11ZM17 231H19V230H17ZM29 231H30V230H29ZM37 231H36V232H37ZM42 231H43V230H42ZM120 231H121V229H120ZM124 231H125V230H124ZM132 231H133V230H132ZM143 231H144V230H143ZM145 231H146V230H145ZM154 231H155V230H154ZM191 231H192V229H191ZM241 231H242V230H241ZM262 231H264V230H262ZM262 231H260V234L262 233ZM15 232H16V231H15ZM23 232H25V231H23ZM36 232H34V233H36ZM135 232L137 233L138 231H135ZM146 232H147V231H146ZM150 232H151V231H150ZM159 232H160V233H159ZM172 232H173V231H172ZM216 232H218L217 229H216ZM219 232H220V231H219ZM221 232H223V230H222ZM235 232H236V231H235ZM116 233H117V232H116ZM139 233H141V232L139 231ZM143 233H144V232H142V234H143ZM153 233H154V232H153ZM158 233H159L160 236L158 235ZM210 233H211V231H210ZM213 233H214V232H213ZM9 234H11V233H9ZM36 234H37V233H36ZM36 234H35V236H33L34 234H33V235H30V233H29V236H28V234L25 235V236H27V238L24 240L23 245H21V246H23L25 249H26V248H29V247H30V248H33L34 246L32 247V245H34V243H36V241H37V242L40 241L39 243H41V242H42V238H41V240H40V238L37 237L38 240H37V239L34 240V238L36 237ZM113 234H114V232H113ZM120 234H121V232H120ZM134 234H135V233H134ZM191 234H192V233H191ZM222 234H223V233H222ZM222 234H221V235H222ZM224 234H225V233H224ZM235 234H237V233H235ZM262 234H263V233H262ZM37 235H38V234H37ZM39 235H41V234H40V231H39ZM39 235H38V236H39ZM125 235H126V234H125ZM128 235H130V234H128ZM153 235H154V234H153ZM165 235H166V234H165ZM193 235H194V234H192V237H191L192 239L194 238ZM232 235H233V234H232ZM258 235H259V234H258ZM21 236H23V235H21ZM51 236H52V235H51ZM95 236H97V235H95ZM120 236H121V235H120ZM137 236H139V234H137V235L135 236V238H137ZM142 236H143V235H142ZM142 236H141V237H142ZM149 236H150V235H149ZM151 236H152V234H151ZM156 236H155V237H156ZM163 236H164V233H163ZM210 236H212V235L210 234L209 237H210ZM216 236H217V235H216ZM216 236H215V237H216ZM223 236H224V235H223ZM23 237H24V236H23ZM40 237H44V235H43V236L41 235ZM52 237H53V236H52ZM93 237H94V236H93ZM93 237H92V238H93ZM108 237H109V236H108ZM108 237H107V238H108ZM123 237H126V236H123ZM253 237H256V238H257V235L255 234V236H253ZM253 237H252L251 240H250V239H248L249 241L247 240L248 243H245V244L247 245V247H245V248H247V249H246L247 252H248V244H249V242L252 244V240H253V243H254V241H256V243H257V239H256V238L253 239ZM258 237H261V236L259 235ZM262 237H263V236H262ZM13 238H14V237H13ZM16 238H18V237H16ZM90 238H91V237H90ZM119 238H120V237H119ZM139 238H140V237H139ZM139 238H138V239H139ZM145 238H148V237H145ZM145 238H144V239H145ZM149 238H150V237H149ZM164 238H165V237H164ZM201 238H202V237H201ZM9 239H10V238H9ZM123 239H125V238H123ZM144 239H143V237H142L140 240H141V241H142V240L144 241ZM150 239H151V238H150ZM156 239L158 240V238H156ZM196 239H197V238H196ZM218 239H219V238H218ZM218 239H217V240H218ZM226 239H227V237H226ZM226 239H225L224 241H226ZM259 239L261 240V238H259ZM262 239H264V237H263ZM108 240H109V238H108ZM110 240H111V239H110ZM112 240H113V239H112ZM133 240H135V239H133ZM140 240H139V241H140ZM145 240H146V239H145ZM151 240H152V239H151ZM197 240H198V239H197ZM197 240H194V239H193L192 242H194V244H195V243H197ZM221 240H222V239H221ZM20 241H21V238H20ZM118 241H119V240H118ZM125 241H126V240H125ZM127 241H128V240H127ZM147 241H148V240H146V243L143 244V243L145 242V241H144V242L142 243L143 245L141 244V246H144V245H146L147 243H149L148 245H150V242H151V241H150V242H149V241L147 242ZM159 241H160V240H159ZM190 241H191V240H190ZM190 241H189V244H192V243H190ZM219 241H220V240H219ZM119 242L121 243V241H119ZM133 242H134V241H133ZM198 242H200V241H198ZM212 242H213V239H212ZM214 242L217 243L218 241L216 242V240H215ZM214 242H213V243H214ZM233 242H234V241H233ZM39 243H36L35 245L38 246L37 244H39ZM96 243H97V242H96ZM129 243H130V242H129ZM135 243L137 244L138 242L135 240ZM156 243H157V242H156ZM160 243H162V242H160ZM204 243H208V242H204ZM204 243H203L202 245H205ZM209 243H210V242H209ZM209 243H208V245H209ZM117 244H118V242H117ZM122 244H127V243H124V242H123ZM139 244H140V243H139ZM177 244H178V243H177ZM179 244H180V243H179ZM189 244L187 243V245H188L187 247H189V248L191 247V248L193 249V248H194V245H193V244H192V245H189ZM227 244H228V246L224 247L223 245H220V243H219V245H217V247H221V246L224 247V248L221 249V250H219L220 248H217V247H215V246L213 247L214 249H216V253H218V255H217V254H214L215 251H214V253H213V250H214V249L212 248L213 250H212V253H211V254H214V255H215V258H214V259L217 260L216 255H217V257H218V260H219V259L221 260L222 258H224L223 256H225V255H224L223 252L225 251L226 254H227V253L229 254V255L227 254V255H228V258H230V257H231V258L229 259V261H227L228 258H227V259H226V258L222 259L223 261H220L221 264H226V263H228V262H231L232 260H233L232 262H235V264H236L237 262H238V264H239V263L241 264V262H239V261H240L239 259H240V257H241V254H240V253H239V254H240V257L238 256L239 259H237V261H234L236 258H238L237 256H235V255H233L234 257L230 256V254H231V253H230V250L232 249L231 251L234 252V251H233V248H235L234 246L236 245V247H238V245L236 244V242H235V245H232V244L229 243V242H228ZM229 244H230V245H229ZM233 244H234V243H233ZM257 244H258V243H257ZM95 245H96V244H95ZM97 245H99V244H97ZM110 245H111V244H110ZM119 245H120V244H119ZM127 245H128V244H127ZM134 245H135V244H134ZM148 245H147V246H148ZM211 245H212V244H211ZM211 245H210V246H211ZM246 245H245V246H246ZM252 245H253V244H252ZM13 246H14V245H13ZM36 246H35V247H36ZM39 246H40V245H39ZM39 246H38V247H39ZM111 246H112V245H111ZM113 246H114V245H113ZM122 246H123V245H122ZM122 246H121V248H120L121 250H123V249H122ZM124 246H126V245H124ZM124 246H123V248H125ZM139 246H140V245H139ZM147 246H145V247H147ZM178 246H179V245H178ZM183 246L186 247V245H183ZM183 246H179V248H180V247H183ZM192 246H193V247H192ZM212 246H213V245H212ZM255 246H256V245H255ZM14 247H15V246H14ZM16 247H17V246H16ZM115 247H116V246H115ZM149 247H150V246H149ZM158 247H159V246H158ZM160 247H161V246H160ZM243 247H244V246H243ZM243 247H241V248L238 247L239 249H241V252L243 251ZM256 247L258 248V246H256ZM7 248H8V247H7ZM39 248H40V247H39ZM96 248H97V247H96ZM143 248H144V247H143ZM143 248H142V249H143ZM161 248H163V246H162ZM179 248H177V252H178V249H179ZM191 248H190V251L192 250ZM208 248H209V247H208ZM25 249L23 250V249L21 248V252L24 251V253H26V252H25ZM33 249H35V248H33ZM33 249H32V250H33ZM48 249H49V248H48ZM82 249H84V248H82ZM99 249H100V248H99ZM102 249H103V248H102ZM116 249H117V248H116ZM125 249H126V248H125ZM144 249H145V248H144ZM164 249H165V248H164ZM180 249L184 251V253H182V251H181L182 254L185 255V252L188 251V252H186V253H187V254L190 253L189 255H191V256H196L197 253L200 254V252H201V250H202V248H200L201 250H200V249H198V250L196 249V250H197V251H196L197 253H196V252H195V249H194L195 255H193V251H192V254H191V252H190L187 248H186L187 250H186L185 248H184L185 250H184L183 248H180ZM180 249H179V252H180ZM205 249H206V248H205ZM205 249L202 250V253H204L203 251H205ZM217 249H218V251H217ZM239 249H236V250H239ZM79 250H80V248H79ZM117 250H118V249H117ZM151 250H152V248H151ZM158 250H160V248L157 249V251H158ZM234 250H235V249H234ZM263 250H264V249H263ZM263 250H262V251H263ZM26 251H27V249H26ZM28 251H29V250H28ZM28 251H27V252H28ZM39 251H40V250H39ZM45 251H46V250H45ZM50 251H51V250H50ZM82 251H83V250H82ZM146 251H148V250H146ZM162 251H163V250H162ZM199 251H200V252H199ZM222 251H223V252H222ZM252 251H253V250H252ZM21 252H20V253H21ZM36 252H37V251H36ZM40 252H41V251H40ZM40 252H39V255H40ZM111 252H112V249H111ZM142 252H143V251H142ZM142 252H141V253H142ZM149 252H152V251H149ZM158 252H159V251H158ZM163 252H164V251H163ZM177 252H176L175 255L172 253V254L174 255L175 260H176V261L174 260L175 262H177V258H176V257L178 256V254H179V257H180V258L182 257V255H180L181 253H178V254H177ZM221 252H222V253H221ZM41 253H42V252H41ZM46 253H47V252H45V255L47 256L48 253H47V254H46ZM94 253H95V252H94ZM97 253H99V252H97ZM141 253H140V254H141ZM156 253H157V252H156ZM161 253H162V252H161ZM174 253H175V252H174ZM202 253H201V254H202ZM220 253L223 255L222 258H219V257H220L219 254H220ZM37 254H38V253H37ZM42 254H43V253H42ZM147 254H148V253H147ZM147 254H146V255H147ZM152 254H154V253H152ZM157 254H158V253H157ZM157 254H156V256H157ZM164 254H165V253H164ZM164 254H163V255H164ZM187 254H186V256H187ZM199 254H198V255H199ZM211 254L208 256L209 260L212 259V257H211V259H210ZM232 254H234V253H232ZM235 254L238 255V253H235ZM28 255H29V253H28ZM52 255H53V254H52ZM98 255H99V254H98ZM101 255H102V254H101ZM126 255H127V254H126ZM126 255H123V256L121 255V257H124L123 260L130 261V260L132 259L131 257H132L133 254L131 255L130 252H129V255H127V256H126ZM141 255H142V254H141ZM167 255H169V254H167ZM176 255H177V256H176ZM17 256H18V253H17ZM25 256L28 257L26 254H25ZM29 256H30V255H29ZM103 256H104V255H103ZM125 256H126V257L130 256V257H128V258H129V259L131 258V259H130V260H129L128 258L126 259ZM147 256H148V255H147ZM156 256H155V257H156ZM158 256H159V255H158ZM165 256H166V255H165ZM165 256H163V257H165ZM169 256H170V255H169ZM23 257H24V256H23ZM51 257H52V256L50 255V259H54V258H51ZM98 257H99V256H98ZM101 257H102V256H101ZM113 257H115V256H112V258H113ZM118 257H119V255L117 254V258H118ZM134 257H135V256L133 255V258H134ZM137 257H138V255L136 256V258H135L136 261H135L133 264H136V262H137L138 264H152V263H153V264H159V261L156 263V261H155V257L152 258V260H150V259H139V258H142L141 256H139V258H137ZM171 257H172V256H171ZM179 257H178V261H180V260H179ZM235 257H236V258H235ZM252 257H253V256H252ZM20 258H22V256H20ZM28 258H30V257H28ZM28 258H26V260H27ZM36 258H37V257L35 256V261H33L34 259L31 261L32 264H35L36 262L39 263L40 260H41V261H40V262H41L40 264H44V263L46 264V263H50V262H51V261L48 262V261L44 260V259H47V257H46V258H45V257H44V258L41 257L42 259H39V258L36 259ZM48 258H49V256H48ZM65 258H66V257H65ZM143 258H144V257H143ZM145 258H149V257H146V256H145ZM156 258H157V257H156ZM158 258H160V256H159ZM233 258H235V259H233ZM246 258H247V257H246ZM24 259H25V258H24ZM50 259H49V260H50ZM67 259H68V258H67ZM99 259H100V258H99ZM121 259H122V258H121ZM161 259L163 260L164 258H162V256H161ZM171 259H172V258H171ZM187 259H188V258H186V262H187ZM196 259H197V258H196ZM214 259H212V260H214ZM225 259H226V260H225ZM36 260H38V261H36ZM110 260H111V259H109V262H111V261L114 260V259H112L111 261H110ZM117 260H120V259L118 258ZM132 260H133V259H132ZM159 260H160V259H159ZM165 260H168V258L164 259L162 262H160V264L164 263ZM169 260H170V258H169ZM212 260H211L210 264H213V263H214V262L212 263ZM218 260H217V261H218ZM230 260H231V261H230ZM262 260H263V259H262ZM24 261H25V260H24ZM28 261H29V262H28ZM28 261H27V263L29 264V263H30V259H29ZM54 261H55V260H54ZM93 261H94V260H93ZM100 261H101V260H99V262H100ZM115 261H116V260H114V262H115ZM126 261H124V262H126ZM133 261H134V260H133ZM133 261H131V262H133ZM160 261H161V260H160ZM25 262H26V261H25ZM99 262H98V263H99ZM106 262H107V260H106ZM112 262H113V261H112ZM112 262H111V263H112ZM118 262H120L119 264H122L121 261H118ZM170 262H172V261H170ZM183 262H184V261H183ZM188 262H189V261H188ZM192 262H193V261H192ZM232 262H231V264H234V263H232ZM259 262H262V263H263L264 260H263V261L260 260ZM37 263H36V264H37ZM52 263H53V262H52ZM52 263H51V264H52ZM55 263H56V262H55ZM60 263H61V262H60ZM90 263H92V262H90ZM98 263H94V264H98ZM101 263H102V262H101ZM104 263H105V261H104ZM104 263H103V264H104ZM115 263H117V261H116ZM166 263H168V262H166ZM189 263H190V262H189ZM208 263H209V261H208ZM208 263H207V264H208ZM220 263H219V264H220ZM64 264H65V263H64ZM92 264H93V263H92ZM109 264H110V263H109ZM112 264H113V263H112ZM125 264H126V263H125ZM128 264H130V263H128ZM131 264H132V263H131ZM164 264H165V263H164ZM191 264H192V263H191ZM202 264H203V263H202ZM215 264H217L216 261H215ZM263 264H264V263H263Z\"/></svg>","mask_w":264,"mask_h":264}]
</instances>
